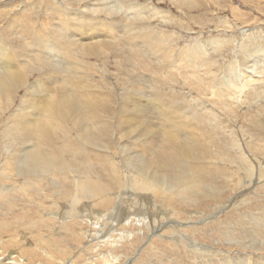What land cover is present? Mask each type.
I'll list each match as a JSON object with an SVG mask.
<instances>
[{
	"label": "rangeland",
	"instance_id": "374dc122",
	"mask_svg": "<svg viewBox=\"0 0 264 264\" xmlns=\"http://www.w3.org/2000/svg\"><path fill=\"white\" fill-rule=\"evenodd\" d=\"M10 1L12 4L10 3ZM33 1H36V2L33 3ZM41 1L40 0H0V10H3V12H4L3 13L2 11H0V16H1L0 17V19H1L0 20V42L1 43L0 44H2V45H0V49H1L0 50V57L4 58L3 60H6V61L10 62L11 64L13 63L12 65L14 67L9 69L10 72L8 71L9 72L8 75H10L13 78L17 77V75H18V78L13 79V80H15V82H12L13 84L11 82H9L11 80H8L7 88L5 89L6 91L4 93L3 92L0 93V100H1L0 101V137H1L0 147L6 146V147H4L5 150L3 149V147L0 148V151H1L0 154L3 153L0 155V158H1L0 159V192L2 193V194L0 193V259H1L0 261L3 262V264H5L4 261H9L10 264H245L247 262L246 260L249 259V257H251V256H252V258L254 256L264 257V250H261V248H260L261 246H264V242H263L264 239H260V237H257L253 233L254 230L251 226L253 224V215H254L253 213L258 215V213L264 212V209H261V207H264V163H263L264 162V153H263L264 150L262 151V149H264L263 148V146H264V130H262V131L258 130L254 124L256 121H258V122L260 121L261 123L264 124V113H263L264 112V78H263L264 75L262 74L264 72V70L261 71L264 67V63H263L264 62V17H263L264 16V0H186L184 2L180 1V3L178 2L179 0H126V1H121L122 4L124 3L122 9L124 7H126L125 9H123L124 11L120 10L121 9L120 5H122V4H121V2H119V0L118 1L116 0L117 2L115 1L117 3V5L112 0H85V1H79L78 0L79 2L76 0V2H74V3L68 2V4L62 3V2H64L63 0L62 1L61 0H54V1L53 0H43L42 2ZM58 1L61 2L63 5H68V6L71 5V6H69L70 8H68L66 11V9H63L62 7H60ZM92 1H93V5H91ZM94 1H95V3H94ZM47 2H49L51 4V6L49 3L47 5ZM54 2H55V4H54ZM85 2L86 3L88 2L90 5L86 4ZM118 2H119V4H118ZM13 4H14V7L18 6L20 9H18V7H17L14 10V7L12 6ZM24 4L27 6L25 7ZM52 4H54L55 7ZM101 4H102V6H105V7H101ZM107 4H110L111 8L109 7L110 5L108 6ZM126 4H128V5H126ZM34 5H35V7H34ZM78 5H80V6L77 7ZM88 5H89V7H88ZM118 6H120V7H118ZM12 7H13V9H10ZM30 7L32 8V11H31V9H29ZM46 7H48V9ZM117 7L120 8L119 9L120 12H118V10L115 9ZM38 8H39L41 13L39 12V10H37ZM55 8H57V9H55ZM80 8H81V10H80ZM93 8H95L96 10H93ZM106 8H108V9L106 10ZM127 8H128V13L129 14L133 13V14L127 15V13H126ZM129 8H133V9H129ZM134 8H136V9H134ZM255 8H256V10H255ZM24 9H26V10L24 11ZM34 9H36L37 11ZM82 9H83V11H82ZM84 9H87V10L84 11ZM112 9L117 13H115L114 11L111 12ZM13 10H14V12H13ZM68 10L70 13H68ZM254 10H255V12H254ZM10 11H11L12 15H11ZM49 11H50V13H49ZM58 11H59V13H58ZM72 11L74 13H72ZM94 11L96 14L94 13ZM107 11H109V14H110L109 19H107L105 17V12H107ZM54 12H57V14L52 15V13H54ZM240 12H241V14H240ZM5 13H7V14H5ZM28 13H29V15H28ZM32 13H33V15H32ZM78 13H81V14L87 13V15H86L87 17H88V14L93 16V17H91L89 15V18H87V20H86L87 22L89 21L91 23L97 22L98 20H99L98 21V23H99L101 20L104 19V18H102L104 15L106 20L104 19L103 20L104 22L102 21L100 23H105V21L109 22V20H113V23L117 24V26H116V28H114L115 30H113V33L111 35H108L111 38H113V40L108 36L107 37L106 36L101 37L102 43L103 42L107 43V44H105V47L102 45L103 48L100 45L94 46L91 43H86V41H88V39H87L88 35L81 36L80 38H78L75 35L70 36L69 34H67L68 37L67 36H65L66 38L63 37V40L61 39L62 42L60 41V43L64 44V45L69 46V42H70L69 40L70 39H71V41L73 39L76 42L86 43V44L78 45L76 52L73 54V58H74L73 62H74V64L76 63V65H78L76 67L74 65L73 66L74 69H73V67L68 68V67H66V65L62 66L59 58L56 55H54V53H51L53 51L51 49V47H46L45 45H44V47L41 45L39 46V44L36 43V41L41 36H43V38H44L45 35L49 36L51 38L50 40H52L54 38V36H53V24L55 22H57L59 19L64 21V22L69 21L70 20L69 17L75 18V19L76 18L80 19L81 14H78ZM3 14H4V16H6L5 18H4V16H2ZM34 14H36V15H34ZM60 14H61V16H60ZM115 14H117V15L115 16ZM232 14L235 16H233ZM236 14H238V15H236ZM123 15H125V16H123ZM29 16H32V18L30 17L31 18L30 19ZM33 16H36V17H33ZM38 16H40V17L38 18ZM55 16H58L60 18L57 17V19H58L57 20ZM23 17H25V18H23ZM95 17H97V18H95ZM120 17H122V18H120ZM111 18H113V19H111ZM33 19H35V20H33ZM39 19H41V20H39ZM12 20H13L14 24L12 23ZM9 21H10V23H9ZM42 21L45 23L42 24ZM46 22H47V24H46ZM48 22H49L50 26L48 25ZM29 23H31V24H29ZM35 23H36V25H35ZM245 23H247V24L245 25ZM33 24L35 25V27ZM39 24H42V25H39ZM43 25L45 26L46 29L44 28ZM13 26H15L18 30ZM21 26H23V27H21ZM32 26H33V28H36V26H37V28L35 29L36 33L34 32L35 30L33 28H31ZM47 26L52 27V28H49ZM146 26H147V28H145ZM130 27H132V29ZM134 27H135V29H134ZM137 27H140L139 30L141 29L142 32L139 30L137 31V29H138ZM141 27H143V29ZM236 27H237V29H236ZM3 28H4V30H3ZM28 28L29 29L31 28V29L28 30ZM40 28H41L42 32H41ZM23 29L25 30V32ZM38 29L40 32L37 31ZM144 29H145V31H144ZM43 30H44V32H43ZM22 31H23V35L27 34L29 37L27 35L22 36V33H20ZM51 31H52V33H51ZM125 31H127V33ZM148 31L150 33L152 32L153 34L152 33L151 34L145 33L146 35L143 34L144 32H148ZM15 32H16V34H15ZM30 32H31V34H30ZM128 32H130V34ZM157 32L161 33V34H157ZM43 33H45V34H43ZM123 33H125V34H123ZM139 33H141V34H139ZM20 34H21V36H20ZM32 34H33V37H35V36H37V37L33 38ZM133 34H136V36ZM137 34H139V35H137ZM9 35H11L12 37ZM18 35H19V37H18ZM142 35H144V37ZM156 35H157V37H156ZM153 36L156 40H157V38L159 39L157 46L155 45L157 48L152 43L151 39H153ZM49 37H47L48 39L47 38H44V39L48 41ZM124 37H126L127 40H126V38L124 40ZM164 37H165L166 41L164 40ZM6 38H8V39H6ZM23 38H25V39H23ZM30 38L32 40H29ZM109 38H110V41L112 40L111 42L109 41ZM128 38H129V40H132L134 42V44L132 41H129ZM137 38H138V41L140 40L139 41L140 43L138 41H135V40H137ZM106 39H107V41H106ZM116 39H117V43L119 45L116 43ZM16 40H17V42H16ZM47 41H45V42H47ZM65 41H66V43H65ZM123 41L125 43H123ZM141 41H145V42L141 43ZM148 41L151 43H149ZM214 41H216L217 43L213 44ZM108 42H110V44H108ZM112 42L114 43V45ZM19 43L23 46L21 47V45ZM32 43L34 45H31ZM111 43H112V45H111ZM145 43H148L149 45H147ZM27 44H28V46H27ZM88 44H90V45H88ZM123 44H125V46H123ZM151 44H152V46H150ZM48 45H50V43H48ZM82 45L83 46L85 45L84 51H83L84 48L82 49V47H83ZM109 45H111V46L109 47ZM130 45L135 46L136 48H138V50L140 49V51L137 50L138 52L134 53L133 56H131L132 58L131 57L128 58V57L124 56L125 50H127L130 47ZM215 45H216L217 49H215ZM144 46L145 47L148 46V48L149 47L150 48L148 50H146L147 48L145 49ZM167 46L169 48H167ZM4 47H5V49H4ZM29 47H31V49L33 48L34 50L36 48L42 49L43 51H45L44 53L46 55H49V53H50L49 58L51 60L50 59L48 60V64L51 63L52 65H56V69L52 68V67L49 68L50 66L48 64L43 65V64L39 63V61L37 59H34V57L32 58V56L36 52V50L34 51L32 49L33 50L32 51L31 49H29ZM95 47H97V49ZM141 47H142V50H141ZM79 48H81V50ZM99 48L100 49L102 48V49L100 50ZM195 48H196V54L195 55L198 54L197 56H200V58L193 61L192 68L194 67L196 73L198 74V78L190 77V76L188 77V75L192 71V68H189V66L191 67V65H189V66L187 65L188 63H190V61L187 60V56H188V54L190 56L191 50L193 51V50H195ZM198 48L200 50H198ZM46 49H48V50H46ZM103 49H104V51H103ZM120 49H122V50H120ZM155 49L156 50L158 49L157 50L158 53H155V51H156ZM168 49H169V51H168ZM10 50H12V51L15 50V51L12 52ZM24 50L27 51L28 54H23L22 52ZM89 50H90V54L88 52ZM108 50H109V52H108ZM114 50H116V51H114ZM149 50L151 52L153 50L154 51L152 53H150ZM166 50H167V52H165ZM99 51H101V52L99 53ZM146 51H148L149 53H147ZM53 52H55V51H53ZM105 52H107V53H105ZM181 52H183L184 54ZM15 53H16V55H15ZM98 53L100 55L101 54L102 55L100 56V55H98ZM165 53L169 59L165 56ZM11 54H12V56H11ZM17 54H18V56H17ZM76 54H77V56H76ZM79 54H81V55H79ZM137 54H139V55H137ZM148 54L151 55V57L153 59L151 57L149 58ZM160 54H161V56H160ZM162 54L166 58H164V56ZM26 55L29 57H26ZM118 55H120V56H118ZM152 55H154L156 57H154ZM176 55H179V56L177 57ZM106 56H107V58H106ZM139 56H140V58H138ZM147 56H148V58H147ZM240 56H241V58H240ZM76 57L77 58L79 57L78 61L76 60L77 59ZM141 57H142V59H141ZM180 57H183V60L182 59L181 60L183 61L184 64L181 62V60H179ZM2 58H0L1 59L0 62L2 61ZM9 58H10V60H9ZM134 58L135 59L138 58V59L135 60ZM143 58L144 59L147 58V59L144 60ZM176 58H178V60L173 62V60ZM105 59H106V62H105ZM107 59H109V60H107ZM122 59H124V60H122ZM133 59L135 61H138L140 59L141 60H140V63L139 62L136 63ZM163 59H165V60H163ZM18 60L20 61V63H18ZM23 60L24 61L26 60L25 61L26 62L25 65L27 64L26 66L24 65ZM57 60H58V62H57ZM79 60H81V61H79ZM101 60L104 62H102ZM116 60L118 61L117 66H116V64H117ZM128 60H130L131 62H129ZM28 61H29V63H28ZM30 61L33 62L35 64V66H32L34 64H31ZM86 61L89 63H87ZM124 61H126V62H124ZM152 61L153 62L158 61L159 63H153ZM163 61H165V62H163ZM166 61H167V63H166ZM257 61H261V62L259 63ZM171 62L175 66L171 65ZM15 63H17L16 65L18 67L15 65ZM58 63H60V64H58ZM84 63H86V64H84ZM104 63H106V64H104ZM147 63L148 64L150 63V64L148 65ZM256 63L259 64V66ZM21 64H23V65H21ZM36 64H38V65L40 64L38 66V68H40L39 70H38ZM79 64L80 65L82 64L81 67H79L80 66ZM138 64H140V65H138ZM165 64H167V66ZM181 64H182V66H181ZM87 65H89V66H87ZM163 65H165L164 68H163ZM251 65L253 67H251ZM83 66L84 67L87 66L85 68L86 70L83 68ZM157 66H160V67L158 68ZM178 66H180L182 68H179ZM21 67H23V68H21ZM43 67H44V69H41ZM91 67H93V68H91ZM131 67L133 70L135 69L133 72L130 70ZM142 67L146 72L142 69ZM175 67H176V69H175ZM186 67H187V70L189 69L188 71L185 70ZM82 68H83V70H82ZM94 68L97 69V73H96V69H94ZM160 68H161V71H160ZM166 68H167V70H166ZM29 69H31L33 72ZM35 69H37V70H35ZM50 69H52V70H50ZM64 69H69V70L73 69L75 71L77 69L78 71L75 72V71L71 70L74 73V75H73V73L71 71H69V70L67 71ZM124 69H127V70H124ZM162 69H164V70L162 71ZM0 70H2V69L0 68ZM60 70H62V71H60ZM136 70L138 71V76H137ZM152 70H154L155 73ZM179 70H181V71H179ZM257 70L259 71V73L257 72ZM11 71H14V72H11ZM15 71L17 72L16 75H14ZM23 71H26L25 74L27 73V75H25L24 73L22 74ZM51 71L58 72V73L55 74L54 77L49 78L50 76H53V75H51V73H52ZM126 71L127 72L129 71V73L127 74ZM140 71H142V73ZM150 71H152V72L148 74V72H150ZM172 71H173V73L171 75ZM70 72L72 73L71 75H70ZM77 72H78V74H75ZM92 72H94L95 74H93ZM167 72L169 74V75H167V77H170V79H167V83L165 84V82H166L165 81V78H166L165 74ZM180 72L182 75L180 74ZM260 72H262V73H260ZM85 73H86V75H85ZM89 73H91V74H89ZM145 73H146L147 77L145 76ZM248 73L252 74L251 77L253 78L254 81H250L251 83L249 82L248 85L244 81L246 83L244 85V82L242 83L243 79L246 80V78H250L249 77L250 75ZM30 74H32V75H30ZM62 74L64 75V77L65 76L68 77L70 79V81L68 83L70 85H72V83H73L77 89H74L75 87L73 85L70 86L66 82V77L64 78ZM151 74H152V76H150ZM159 74L162 77H159L160 76ZM178 74H180V76H178ZM260 74H262V76ZM38 75L41 79L39 77H37ZM68 75H70L71 78ZM87 75L90 76V77H88L89 79H91V78L92 79L87 80L88 79ZM164 75H165V77L163 78ZM247 75H249V76H247ZM256 75H258V76H256ZM21 76L23 77V79H25L24 81H23V79L21 80ZM103 76H105V77H103ZM182 76H184V77H182ZM55 77H56V79H55ZM60 78L62 79V81L64 80L66 82L68 87H66V85L64 86V82H62ZM68 78H67V81L69 80ZM171 78H172V80H171ZM191 78L193 81L191 80ZM73 79H76V80H73ZM149 79H151L150 82H149ZM257 79L260 81H258ZM48 80H52L54 82L56 80L59 81V82H57L56 87H54L55 90L52 92V95L50 93L51 92L50 90L48 91L49 92V94H48V92H46V91L43 92L41 90V88H39L40 86L37 85L39 81L48 82ZM152 80H154L153 82H155V81H158V82H155L153 85V83L151 82ZM186 80L187 81L189 80L190 82L188 81V83H187ZM221 80H223L224 82ZM262 80H263V82H262ZM16 81L19 82V84ZM74 81H75V83H74ZM85 81L87 82L89 87L87 86ZM121 81H123V82L121 83ZM201 81H203L204 83ZM235 81H236V84L234 83ZM237 81H240V82H237ZM80 82L83 83V87H82V84ZM92 82H93V84L94 83H96V84L93 85ZM142 82H144V83H142ZM196 82H198V85L196 84ZM131 83H134V84H131ZM168 83L170 85H168ZM218 83H219V85H218ZM84 84L86 85V87H84L85 86ZM150 84L153 87H151ZM200 84L202 86L205 84H206L205 86H208L206 89L207 92L204 90L203 91L199 90V89L196 92L197 89L195 87L196 86L198 87ZM207 84H210V85L213 84L214 87H212V89H211V88H209L211 86L207 85ZM241 84L243 85V87ZM16 85H18V88ZM27 85L30 87H27ZM32 85H35V86H32ZM92 85L94 88L91 87ZM110 85H112V86H110ZM117 85H119V86H117ZM163 85H165V86H163ZM189 85H191V86H189ZM215 85H218V86H215ZM221 85H222V89H224L223 91L221 89ZM226 85H227V87H226ZM58 86L60 87V89ZM80 86H81V88H80ZM129 86H131V87H129ZM174 86H177V87H174ZM231 86H232V88H231ZM244 86H247V87H244ZM8 87L10 90L8 89ZM72 87H73V89H72ZM95 87H97V88H95ZM123 87H125V88H123ZM166 87H167V89H166ZM254 87L259 88L258 90L261 93H257L258 90L254 89ZM261 87H263V88H261ZM50 88H53V87L50 86ZM82 88H83V90H82ZM88 88L90 90L92 88L91 93H90V90ZM118 88H119V90H117ZM226 88H228V89H226ZM251 88L253 89V92H255L253 94H256V96L253 95V97H252L251 94H248V90L252 91ZM58 89H59V91H58ZM66 89L69 90L67 93H68V96H71V97L72 96L75 97V95H80V94H87V92H88L89 95L93 93L91 97H94L93 99L95 101L97 98V100L102 104L103 102H105V98H106V102H108V103H106L107 105L104 103H103L104 105H101L98 101L95 102L91 97H88V96H87V98H89V99L85 98L83 101V104H85L87 101L92 103V107L93 108L95 107L97 113H100V114H98V117L100 119L99 118H95V119L98 121V123L101 124V129L106 128L105 130H103L102 133L100 132L99 129H96V132H94L95 131V129H94L93 133L97 134V137L94 138L95 140L93 141V144H92L94 147H90V146H92L90 143H87V142L79 139V132H80L79 127H78V125L74 124V120L72 119L75 116L81 115V114L82 115L85 114L86 116H88L89 112H87V108H86V110H84V108L82 109V107H81V109L84 111H82L80 109V111H78V112H74L73 114L71 113L69 115L68 119H67V116H65L64 117L65 119H63L62 115H60V109H62V108L60 107L61 104L60 103H59L60 105L58 104V101L61 102V95L63 94V91L66 93V91H67ZM79 89H80V91L78 92ZM152 89H154V91H156L157 93L153 92ZM219 89H221L220 92H219ZM61 90H63V91H61ZM115 90H117V91H115ZM209 90L210 91L211 90H213V91L217 90L218 92L217 91H215V92L211 91V93L216 94V92H217V94L214 95V97L216 96L218 98L210 97V95H209L210 91ZM84 91H86V93ZM124 91L127 93H125ZM224 91H227V92L224 93ZM129 92H131V94ZM132 92L138 93V94H134V95L142 94L143 95L142 98L143 99L146 98V100H150L156 94H157V96L159 95L158 97H161V95L163 94L162 100L164 99L163 103L165 102V107L163 109H164V111L168 112V117H171V119L176 117L174 120L173 119L172 120L175 123H176L175 120H177L178 125L182 124L181 121L180 122L178 121L181 118L184 119V121H186V119H185L186 117L189 119L191 116L192 117L195 116L196 118H198V116H199V119H201V118L205 119V121H202V123H201L200 121H197L198 119L193 118V120H190L191 123L190 122L187 123L188 125L190 124V126L192 125L191 128L195 126L196 128L194 127L192 129L194 132L196 130V132L190 136L191 138L187 139V141L189 143L190 150H185V151L190 152V153L187 157L181 159L180 162L185 166H189L192 162H194L196 160H200V164L204 165L205 167H208L211 170L219 169L221 171L219 173V175L216 177V179H217L216 185L218 188V192L216 193L214 198L209 197L207 199H204V198L200 197L199 200L197 198V201L195 200L192 202H190L191 200H184V201L172 200V201H169L168 198L170 197L171 193H170V191H166V189H164V188H161L164 192V193H162L163 195L160 193L154 195L153 192H151L152 189L148 190L147 193L146 192H140L137 190L133 191V193L137 192L141 195L145 194V196H148L147 198L142 197L143 199L142 198L138 199L137 196L132 195L130 193L131 190H128V192H127L126 186H127L128 179L131 178L133 175L138 177V174H137L136 170L132 167L130 161L134 157L137 158V157L141 156V154H146L148 151L146 152L145 149L146 148L149 149L150 145H151V144H149L147 147L146 146L144 147L142 145V143L144 141H146V139H147V141L152 140L153 137H155V134L158 133L159 131L163 132V133H167L169 130L171 131V129H172L173 132L169 131V133L173 134V133L177 132V130H178L177 128H176L177 130L174 129L177 124H173L175 127L174 126L170 127L169 124L167 123V121H164L165 122L164 123L163 121L157 120L158 123H156L155 118H154L155 114L153 113L154 109H152V108L149 111L141 113L142 115L141 114L138 115V118L140 119V121H139V119L136 118V116L133 114L132 108L128 106V100L131 98V96H133ZM149 92H151V93H149ZM204 92H206L208 94H206ZM228 92H234V93H236V95L239 93L244 94L245 92H247L248 95H245L246 97L244 99L243 98H241V99L233 98L232 99V97L227 99L228 96H226V98H224V96H221V97L218 96L220 94L224 95ZM56 93H58L59 96ZM106 93L108 96L106 95ZM109 93H111V94H109ZM164 93H167V94H164ZM168 93H170L171 95ZM6 94H8V95H6ZM33 95L36 97H34ZM113 95L115 98L117 97L116 101H115V99H113L114 98V97H112ZM166 95H167V97H166ZM206 95L207 96L209 95L208 96L209 98H207ZM47 96H49L52 99L54 96L55 101H54V99L53 100L49 99V97L47 98ZM128 96H130V97H128ZM146 96H148L149 98ZM169 96L174 98V99L172 98V100L175 103L173 101L169 100V98H170ZM202 96L205 98H203ZM57 98H58V101H56ZM118 98H120V99H118ZM201 98H203V99H201ZM222 98L225 99V100H223V102H225L227 100L226 102L228 104L226 102H225V104H226V107L228 109L225 107V104L223 102L219 101V100H222ZM5 99H7V100L10 99V100H9V102L6 100L8 102L7 103L5 101ZM207 99H209V101ZM215 99H217L216 100L217 104H215L216 103ZM30 100H33V101H30ZM48 100H49V103L47 104L48 109L50 110L51 104H52V107H51V113L48 112L46 114V112L49 110H47L45 112L44 110L46 109V107L44 108L43 105H45L48 102ZM50 100H51V103H50ZM85 100H87V101L85 102ZM118 100H120V101H118ZM194 100H195V104H197L196 106L194 105ZM124 101L125 102L127 101V103H125ZM210 101H212V102H210ZM3 102L6 104H3ZM42 102H43V104H42ZM80 102H79V107H80ZM110 102L113 105H110ZM167 102H169V104H166ZM207 102H209V103H207ZM29 103H32V104L29 105ZM53 103H56V105ZM96 103L100 104L101 106H99V105L97 106ZM122 103H124V104H122ZM220 103H222V104L220 105ZM26 104H28V105H26ZM34 104H35V106H37V104H38V106L42 108L41 111L43 112V114L41 115L42 116L41 119L43 121H45L46 123H49V120L50 121L52 120L51 124H53V123L55 125L59 124L61 126V129L65 128V130H66V136H65L63 134V132L61 133L59 131V129L57 128L58 130H56L54 133L55 138H56L54 144L47 143L48 145L46 144L44 146L45 150L48 151L47 152L48 154H53L56 156L60 155L61 149H67L68 150V153H67V151H65L68 154V156H64L63 157L64 159L62 160L63 161L62 163H64V165H66V163L69 164V165H66V166H68V168H67V171H65L66 177L64 178V180L59 181V180L53 179V181H52L53 175L57 174L56 173L57 171H55V170L51 171V173H48V172L44 173V172L40 171L39 175H37L38 173H36L35 175L33 174L34 176L37 175L36 177H34V176L31 177V175H29L30 177L29 176H22L20 174H23V172H19L20 174L17 172V169H16L17 158L16 157L19 155L21 149L24 146L23 145L24 143H20V141H19L20 139L18 137H16L14 139V141L12 140L11 142H9V140H7L5 138L4 133H5V129L10 125V123H12V120H14L16 114L19 111H21V110L27 111L28 110L27 113L28 112L31 113V110H33V108H34ZM83 104H82V106H84ZM117 104H118V106H117ZM171 104L172 105L174 104L175 106H173V108H172ZM233 104H234V107L233 106L230 107V105H233ZM20 105H21V107H20ZM123 105H125V108ZM166 105H167V107H166ZM218 105H219V107H218ZM28 106L29 107L31 106V107L29 108ZM96 106L98 107L99 110H101V112L99 110H97ZM107 106L109 108H111L112 111ZM114 106H116V108ZM163 106H164V104H163ZM24 107H25V109H24ZM99 107L100 108L105 107V108L100 109ZM20 108H22V109H20ZM117 108H118V112H117ZM168 108H171L172 110L170 109V111H169ZM56 109H57L58 113L56 112ZM124 109H126V111ZM173 109L175 110V112ZM237 109H239V110L237 111ZM81 111H82V113H81ZM176 111H178L179 113ZM208 111H211V112H208ZM234 111H235V113H234ZM250 111L253 113H251ZM54 112H56L57 114L55 115ZM245 112L247 115H244ZM112 113L114 114V116H112V118H111L110 114H112ZM172 113H173V115H172ZM175 113H178V114H175ZM182 113L183 114L185 113V114L183 115ZM48 114H49V117H48ZM51 114H53L52 115L53 117H50ZM119 114H120V116H118ZM131 114H132V116H131ZM121 115H122V117H121ZM133 115L135 117H133ZM178 115L180 116V119H179ZM181 115H183V116L181 117ZM203 115H205V116H203ZM242 115H244V116H242ZM233 116H235V117H233ZM130 117H132V119H130ZM177 117H178V119H177ZM243 117H245V119ZM249 117L251 118V120ZM85 118H88V117H85ZM213 119H214V121H213ZM254 119H256V121ZM72 120H73V122L71 123ZM99 120H101L102 122H99ZM145 120L148 122H146ZM149 120H151V122ZM54 121H56V122H54ZM92 121L94 122V124H97V121H95V120H92ZM235 121H236V123H233ZM243 121H245V122H243ZM117 122L120 125L117 124ZM160 122L163 123L164 127H163V125H160ZM192 122L194 125L192 124ZM115 123H116V125H113ZM121 123H123V124H121ZM225 123H226V125H225ZM73 124H74V126H73ZM165 124L167 127L165 126ZM200 124H202V125H200ZM70 125H72V126L70 127ZM124 125H125V127L123 128ZM139 125H141V126H139ZM107 126H108V128H107ZM197 126H198V128H197ZM256 126L259 127L260 124H256ZM117 127H119V128H117ZM132 127H133V129L134 128L135 129L134 130L131 129ZM157 127H159V128H157ZM169 127H170V129L167 130ZM260 127H262L264 129L263 126H260ZM109 128H112V129H109ZM247 128H249V129H247ZM115 129H117L118 131L116 130L117 132L115 131V133H114L113 131ZM183 129H184L183 130L184 133L185 132L188 133L187 130H189V128H183ZM240 129H242V130H240ZM127 130H128V134H127ZM130 130H133L134 132L131 131V133H130ZM197 131L200 132L201 134L198 133ZM241 131L243 133H241ZM205 132H207V133H205ZM118 134L121 136V138ZM130 134H131V136H130ZM240 134H241V136H240ZM99 135H100V137H102V136L103 137L100 138ZM107 135H109V136H107ZM111 135H112V137H111ZM194 135H195V139L192 138V136H194ZM250 135H252V136H250ZM255 136H256V138H255ZM232 139H233V141L236 140V142L237 141L239 142V148L237 147L238 142L236 143V146H235V144H232ZM98 140H99V142H97ZM139 140L141 143L139 142ZM192 140H194L195 142L197 140L200 143V145L192 144L191 143ZM6 142H8L10 144H8ZM13 142H15V143H13ZM41 142L45 143V141L42 139L35 140V144H37V145L42 144ZM79 142H81L80 143L81 145L79 144ZM103 142H104V144H102ZM118 142L119 143L122 142V143L119 144ZM129 142H131V144ZM204 142H205V144H204ZM12 143L14 144V147L11 145ZM76 143L78 144V146ZM106 143L107 144L109 143L108 144L109 146L107 148H106V146H107ZM132 143L136 145V148H135V145L133 146ZM15 144L17 147H15ZM28 144H30V143H28ZM224 144H226V145H224ZM86 145H88V146H86ZM81 146L83 148H81ZM97 146H98V148H97ZM12 147H13V149H12ZM57 147L58 148L60 147L61 149L60 148L57 149ZM76 147H78V151L76 150ZM70 148L72 150L77 151V154L75 155V157L72 156ZM113 148L116 150L118 149L120 151H116ZM123 148H124V150H123ZM140 148H141V150H140ZM241 148H242V150H240ZM244 148L247 149V152H249V151L250 152L246 153V151H245V153H246L245 154L243 151ZM11 149H12V152H11ZM128 149H130V150H128ZM198 150L202 151L201 156H200ZM139 151H141V153ZM58 152H59V154H58ZM9 153H12V155ZM17 153H18V155H17ZM103 153H105V154H103ZM110 154H111V156H110ZM241 154H243V155H241ZM244 154L246 155V157L244 156ZM14 155H15V157H14ZM98 155H101L102 158H104V160L107 161L108 166L106 164L105 165L106 168H104L103 165L99 164L98 161H101V160H98L95 157ZM247 155H248V157H247ZM70 156H72V158ZM10 157H12V158H10ZM154 157H155V155L153 154L151 159ZM251 157L252 158L258 157V160L257 161L251 160L253 163H249L247 161V159L251 158ZM244 158H245V160H243ZM72 159L74 160V162L72 161ZM110 159H113V160H110ZM126 159H128V160H126ZM4 160H6V161H4ZM8 160H10V161H8ZM76 166H79V167H76ZM246 167H249L250 169L246 168ZM247 169H248V171H247ZM27 170H28V168H27ZM87 170H89V174L91 173V175L89 176L91 178V180L100 184L99 186L103 188V193L101 195H95V198L93 200L89 199L87 202L94 201V202L89 203V204H91L89 206H87L84 203L85 200H82L83 204L81 202V204L76 206L77 207L76 211L69 214L68 205H69L72 197L67 195L66 199H64L63 197H59V195H60V193H62V194L66 193L67 194L66 191H68L70 193L72 189L74 190V193H75L78 189V184H75L76 180H78L80 178H84V176H85L84 172ZM251 170H252V172H251ZM117 172H118V174H117ZM14 173H16V174H14ZM86 173H88V172H86ZM124 173L129 174L130 176L126 175ZM17 174H19V175H17ZM117 175H118V177H117ZM69 176H71V177H69ZM223 176H225V177H223ZM27 177H29V178H27ZM227 177H229V179ZM230 177H231V179H230ZM113 178H115L117 180L120 179V180H118L120 184H116L114 182ZM71 183H73V184H71ZM101 183H102V185H101ZM25 184H27V185H25ZM56 184L57 185L59 184V185L57 186ZM122 184H123V186H122ZM123 187H125L124 190H123ZM1 189H2V191H1ZM105 190H106V192H105ZM162 190H160V191H162ZM121 191H122V193H121ZM160 195H162L164 197H162ZM148 198L150 199V202L147 201V200H149ZM163 198H164V200H163ZM192 199H194V198H192ZM104 200L107 201L106 205L104 203H101ZM139 200H140V202H139ZM227 202L228 203L230 202L231 204L230 203L228 204ZM234 202H236V203H234ZM116 203L117 204L119 203V205L117 206ZM146 203H148V204H146ZM233 203H234V205H233ZM221 205L224 206V208ZM120 206H121V209H120ZM93 207L95 210L92 209ZM138 207H140V208H138ZM116 208H118V210L115 213ZM137 209H139V210H137ZM159 209H160V211H158ZM167 209H168V211H167ZM220 209H222V211ZM66 210H68V211H66ZM127 210H129L130 213ZM56 211L63 213V214L60 213V214H62L61 218H58L59 215L58 216L56 215L58 213ZM164 211L167 215L164 214ZM53 212H55V213H53ZM112 212H113V214H111ZM127 212L129 214H127ZM121 213H123V215L119 218ZM250 213H251V215H250ZM164 215H166V217ZM208 215H210V216H208ZM68 216H69V218H68ZM152 216H155V217H152ZM156 216H158V217H156ZM128 217H129V220L127 222H125V219H128ZM114 220H119L120 222L118 224H115ZM157 221L159 224H157ZM250 221H252V222H250ZM261 221L264 225V218H262ZM161 223L164 225H167V226L162 227ZM149 224H150V226H149ZM174 226H175V228H174ZM159 228H161V229H159ZM159 230H160V232H159ZM117 231H119L120 233ZM253 239H254V241H253ZM189 241L191 242L190 245H189ZM261 242H263V245ZM192 247H195L197 249H201V248L206 249L207 248L206 250H210V251L208 253L203 252V251H202L203 252L202 253V252H198L196 250L193 252ZM211 247L213 249H210ZM190 248H192V249H190ZM221 248H223V249H221ZM259 248H260V250H259ZM211 250H213L212 252H214V253H212ZM221 258H222V260H220ZM241 258H243L244 260H242ZM234 259L237 261H235ZM228 261H230L231 263Z\"/></svg>",
	"mask_w": 264,
	"mask_h": 264
},
{
	"label": "bare ground",
	"instance_id": "6f19581e",
	"mask_svg": "<svg viewBox=\"0 0 264 264\" xmlns=\"http://www.w3.org/2000/svg\"><path fill=\"white\" fill-rule=\"evenodd\" d=\"M41 1V0H40ZM43 1V0H42ZM41 1V2H42ZM54 1V0H53ZM62 1V0H61ZM64 2H62V3H67L68 4V2H72V3H74V2H76V0H63ZM78 1V0H77ZM79 1H85V0H79ZM78 1V2H79ZM113 2H115L116 0H112ZM118 1V0H117ZM116 1V2H117ZM121 1H126V0H119V2H121ZM180 1H182V2H184V1H186V0H179L178 2L180 3ZM15 2V1H14ZM13 2V3H14ZM36 1H33V3H35ZM38 2V1H37ZM40 2V3H41ZM59 2V1H58ZM107 2V1H106ZM105 2V3H106ZM110 2V1H109ZM115 2V3H116ZM119 2H118V4H119ZM3 3V2H2ZM10 3H11V1H10ZM19 3V2H18ZM39 3V2H38ZM44 3V2H43ZM48 3L49 2H47V5H48ZM61 2H59V5H60V7H62L63 9H66V11H67V9L68 8H70L69 6H71V5H63ZM86 3V2H85ZM94 3H95V1H94ZM104 3V4H105ZM130 3V2H129ZM128 3V4H129ZM250 3V2H249ZM12 4V3H11ZM16 4V3H15ZM31 4V3H30ZM50 4V3H49ZM54 4H55V2H54ZM54 4H52L54 7H55V5ZM57 4V3H56ZM86 4H89L88 2L86 3ZM103 4V5H104ZM112 4V3H111ZM121 4H122V2H121ZM124 4V3H123ZM123 4L122 5H120L121 6V9L120 8H118V7H120V6H118L117 8H115L116 10H118V12H120L119 11V9L120 10H123V9H125L126 7H124L123 9H122V7H123ZM128 4H126V5H128ZM254 4V3H253ZM19 5V4H18ZM25 5V4H24ZM41 5V4H40ZM90 5V4H89ZM89 5H88V7H89ZM91 5H93V1H92V4ZM108 6L110 5V4H107ZM115 5V4H114ZM116 5H117V3H116ZM208 5V4H207ZM250 5V4H249ZM13 7H14V4L12 5ZM21 6V5H20ZM27 5H25V7H26ZM30 6V5H29ZM45 6V5H44ZM50 6H51V4H50ZM80 5H78L77 7H79ZM201 6V5H200ZM13 7L12 8H10V9H13ZM18 7V6H17ZM17 7H14V10L17 8ZM34 7H35V5H34ZM40 7V6H39ZM49 7V6H48ZM48 7H46L47 9H48ZM101 7H105V6H102V4H101ZM110 8H111V5L109 6ZM45 8V9H46ZM61 8V9H62ZM99 8V7H98ZM145 8V7H144ZM258 8V7H257ZM9 9V10H10ZM18 9H20L19 7H18ZM29 9H31V11H32V8L30 7ZM28 9V10H29ZM42 9V8H41ZM52 9V8H51ZM55 9H57V8H55ZM78 9V8H77ZM104 9V8H103ZM108 8H106V10H107ZM114 9V8H113ZM112 9V11L111 12H113L114 10ZM129 9H133V8H129ZM134 9H136V8H134ZM259 9V8H258ZM261 9V8H260ZM14 10H13V12H14ZM26 9H24V11H25ZM27 10V11H28ZM34 10H36V9H34ZM37 10H39V8L37 9ZM36 10V11H37ZM60 10V9H59ZM72 10V9H71ZM70 10V11H71ZM80 10H81V8H80ZM87 9H84V11H86ZM93 10H96L95 8H93ZM105 10V9H104ZM255 10H256V8H255ZM255 10H254V12H255ZM0 11H2L3 12V10H0ZM23 11V10H22ZM26 11V12H27ZM54 11V10H53ZM57 11V10H56ZM64 11V10H63ZM82 11H83V9H82ZM98 11V10H97ZM124 11V10H123ZM126 11V10H125ZM130 11V10H129ZM258 11V10H257ZM8 12V11H7ZM39 12H40V10H39ZM101 12V11H100ZM110 12V13H111ZM115 12V11H114ZM137 12V11H136ZM135 12V13H136ZM145 12V11H144ZM4 13V12H3ZM10 13H11V11H10ZM23 13V12H22ZM31 13V12H30ZM41 13V12H40ZM49 13H50V11H49ZM58 13H59V11H58ZM65 13V12H64ZM68 13H70L69 12V10H68ZM72 13H74L73 11H72ZM71 13V14H72ZM84 13V12H83ZM94 13H95V11H94ZM99 13V12H98ZM115 13H117V12H115ZM126 13H127V15L129 14L128 13V8H127V11H126ZM146 13V12H145ZM237 13V12H236ZM5 14H7V13H5ZM9 14V13H8ZM15 14V13H14ZM17 14V13H16ZM37 14V13H36ZM36 14H34V15H36ZM53 14H57V12H54V13H52V15ZM67 14V13H66ZM77 14V13H76ZM78 14H81V13H78ZM96 14V13H95ZM94 14V15H95ZM100 14V13H99ZM119 14V13H118ZM123 14V13H122ZM121 14V15H122ZM131 14H133V13H131ZM131 14H129V15H131ZM234 14V13H233ZM232 14V15H233ZM240 14H241V12H240ZM239 14V15H240ZM243 14V13H242ZM11 15H12V13H11ZM28 15H29V13H28ZM32 15H33V13H32ZM51 15V16H52ZM87 15V13H85V14H81L80 15V19H78V18H71V17H69L70 18V20L69 21H62V20H58L57 19V17L58 16H55L56 17V19L58 20L57 22H55L54 24H53V36H54V38L52 39V40H50L51 38L49 37V36H47V35H45L44 36V38H47V37H49V40L47 41V40H45L44 38H43V36H41L37 41H36V43H38L39 44V46L41 45V46H43L44 47V45L46 46V47H51V49L53 50V51H55V52H53L52 50V52L51 53H54V55H56L58 58H59V60L61 61V65L62 66H64V65H66V67H68V68H72L74 65H75V67L76 66H78V65H76V63L74 64V58H73V54L76 52V50H77V48H78V45H80V44H86V43H91L92 45H100V46H104L105 47V44H107V43H102V41H101V37H103V36H108V35H111L112 33H113V30H115L114 28H116V26H117V24H115V23H113V20H109V22H106L105 21V23H100V22H102L104 19H105V17L107 18V19H109V16H110V14H109V11H107V12H105V17H104V15H103V17L102 18H104L103 20H101L99 23H98V21L97 22H93V23H91V22H87L86 20H87V18H89V15L90 14H88V17L86 16ZM117 14H115V16H116ZM120 15V16H121ZM140 15V14H139ZM236 15H238V14H236ZM2 16H4V14L2 15ZM16 16V15H15ZM60 16H61V14H60ZM91 16V15H90ZM97 16V15H96ZM112 16V15H111ZM123 16H125V15H123ZM150 16V15H149ZM233 16H235V15H233ZM1 17V16H0ZM6 16H4V18H5ZM8 17V16H7ZM32 18V16H29V18ZM33 17H36V16H33ZM40 16H38V18H39ZM78 17V16H77ZM91 17H93V16H91ZM138 17V16H137ZM162 17V16H161ZM264 17V16H263ZM18 18V17H17ZM23 18H25V17H23ZM30 18V19H31ZM52 18V17H51ZM58 18H60V17H58ZM68 18V19H69ZM95 18H97V17H95ZM100 18V17H99ZM115 18V17H114ZM120 18H122V17H120ZM227 18V17H226ZM239 18V17H238ZM16 19V18H15ZM50 19V18H49ZM62 19V18H61ZM111 19H113V18H111ZM147 19V18H146ZM241 19V18H240ZM1 20V19H0ZM10 20V19H9ZM27 20V19H26ZM29 20V19H28ZM33 20H35V19H33ZM39 20H41V19H39ZM46 20V19H45ZM53 20V19H52ZM65 20V19H64ZM94 20V19H93ZM106 20V19H105ZM115 20V19H114ZM5 21V20H4ZM3 21V22H4ZM168 21V20H167ZM235 21V20H234ZM7 22V21H6ZM34 22V21H33ZM36 22V21H35ZM40 22V21H39ZM104 22V21H103ZM112 22V23H111ZM157 22V21H156ZM196 22V21H195ZM8 23V22H7ZM9 23H10V21H9ZM12 23H13V20H12ZM18 23V22H17ZM43 23H45V22H43L42 21V24ZM118 23V22H117ZM199 23V22H198ZM258 23V22H257ZM14 24V23H13ZM16 24V23H15ZM29 24H31V23H29ZM28 24V25H29ZM42 24H39V25H42ZM46 24H47V22H46ZM216 24V23H215ZM247 23H245V25H246ZM34 25V24H33ZM35 25H36V23H35ZM35 25H34V27H35ZM48 25H49V22H48ZM121 25V24H120ZM11 26V25H10ZM24 26V25H23ZM23 26H21V27H23ZM31 26V25H30ZM44 26V25H43ZM50 26V25H49ZM49 26H47V27H49ZM52 26V25H51ZM155 26V25H154ZM161 26V25H160ZM230 26V25H229ZM242 26V25H241ZM2 27V26H1ZM13 27H15V26H13ZM12 27V28H13ZM27 27V26H26ZM128 27V26H127ZM235 27V26H234ZM248 27V26H247ZM11 28V27H10ZM16 28V27H15ZM31 28H33V26L31 27ZM30 28V29H31ZM36 28H37V26H36ZM36 28H33L34 30L36 29ZM44 28H45V26H44ZM49 28H52V27H49ZM131 29H132V27H130ZM129 28V29H130ZM138 29H137V31L139 30V28L140 27H137ZM142 29H143V27H141ZM145 28H147V26L145 27ZM14 29V28H13ZM17 29V28H16ZM15 29V30H16ZM21 29V28H20ZM29 28H28V30H30ZM46 29V28H45ZM44 29V30H45ZM127 29V28H126ZM128 29V30H129ZM134 29H135V27H134ZM236 29H237V27H236ZM3 30H4V28H3ZM11 30V29H10ZM18 30V29H17ZM24 30V29H23ZM33 30V31H34ZM40 30H41V28H40ZM44 30H43V32H44ZM147 30V29H146ZM149 30V29H148ZM225 30V29H224ZM20 31V30H19ZM37 31H39V29L37 30ZM46 31V30H45ZM130 31V30H129ZM133 31V30H132ZM131 31V32H132ZM136 31V30H135ZM139 31H141V29L139 30ZM144 31H145V29H144ZM14 32V31H13ZM24 32H25V30H24ZM35 33H36V30L34 31ZM40 32V31H39ZM41 32H42V30H41ZM126 33H127V31H125ZM134 32V31H133ZM142 32V31H141ZM154 32V31H153ZM20 33H22V36H24V35H27V34H24L23 35V31L22 32H20ZM27 33V32H26ZM51 33H52V31H51ZM50 33V34H51ZM129 34H130V32H128ZM147 33H150L149 31L148 32H144L143 34L144 35H146ZM152 33V32H151ZM150 33V34H151ZM15 34H16V32H15ZM30 34H31V32H30ZM43 34H45V33H43ZM67 34H69L70 36H72V35H75V36H77L78 38H80L81 36H85V35H88L87 36V39H88V41H86V43H80V42H76V41H74L73 39H72V41H71V39L69 40L70 42H69V46L68 45H64V44H61L60 43V41H61V39L63 40V37H65V36H67ZM123 34H125V33H123ZM139 34H141V33H139ZM139 34H137V35H139ZM153 34V33H152ZM157 34H161V33H158L157 32ZM121 35V34H120ZM133 35H135L136 36V34H133ZM144 35H142L143 37H144ZM4 36V35H3ZM9 36H11V35H9ZM8 36V37H9ZM20 36H21V34H20ZM28 36V35H27ZM39 36V35H38ZM74 36V37H75ZM119 36V35H118ZM130 36V35H129ZM149 36V35H148ZM155 36V35H154ZM154 36H153V39H151L152 40V43L154 44V46L156 45L157 46V44H158V38H157V40L154 38ZM165 36V35H164ZM172 36V35H171ZM7 37V36H6ZM12 37V36H11ZM18 37H19V35H18ZM26 37V36H25ZM29 37V36H28ZM31 37V36H30ZM32 37H33V34H32ZM35 37H37V36H35ZM35 37H33V38H35ZM68 37V36H67ZM108 37H110V36H108ZM121 37V36H120ZM127 37V36H126ZM126 37H124V40H125V38ZM134 37V36H133ZM141 37V36H140ZM142 37V38H143ZM146 37V36H145ZM152 37V36H151ZM156 37H157V35H156ZM22 38V37H21ZM66 38V37H65ZM64 38V39H65ZM73 38V37H72ZM77 38V39H78ZM111 38V37H110ZM110 38H109V41H110ZM130 38V37H129ZM129 38H128V40H129ZM148 38V37H147ZM163 38V37H162ZM5 39V38H4ZM6 39H8V38H6ZM10 39V38H9ZM23 39H25V38H23ZM48 39V38H47ZM68 39V38H67ZM66 39V40H67ZM112 40H113V38H111ZM119 39V38H118ZM123 39V38H122ZM136 39V38H135ZM22 40V39H21ZM29 40H32L31 38L29 39ZM36 40V39H35ZM79 40V39H78ZM84 40V39H83ZM111 40V41H112ZM126 40H127V38H126ZM142 40V39H141ZM147 40V39H146ZM164 40L166 41V39H165V37H164ZM216 40V39H215ZM27 41V40H26ZM45 41H47L48 43H50V45H48V43L47 42H45ZM106 41H107V39H106ZM110 41V42H111ZM129 41H132V40H129ZM135 41H138V38H137V40H135ZM140 41V40H139ZM138 41V42H139ZM16 42H17V40H16ZM62 42V41H61ZM82 42V41H81ZM110 42H108V44H110ZM133 42V41H132ZM137 42V43H138ZM142 42H145V41H141V43ZM149 42V41H148ZM219 42V41H218ZM1 43V42H0ZM9 43V42H8ZM30 43V42H29ZM65 43H66V41H65ZM113 43V42H112ZM112 43H111V45H112ZM116 43H117V39H116ZM123 43H125L124 41H123ZM128 43V42H127ZM136 43V42H135ZM140 43V42H139ZM149 43H151V42H149ZM162 43V42H161ZM160 43V44H161ZM210 43V42H209ZM215 43H217L216 41H214V43L213 44H215ZM20 44V43H19ZM26 44V43H25ZM118 44V43H117ZM131 44V43H130ZM133 44H134V42H133ZM145 44H147V45H149L148 43H145ZM197 44V43H196ZM212 44V45H213ZM0 45H2V44H0ZM21 45V44H20ZM31 45H34L33 43L31 44ZM36 45V44H35ZM88 45H90V44H88ZM111 45H109V47L111 46ZM113 45H114V43H113ZM119 45V44H118ZM140 45V44H139ZM138 45V46H139ZM144 45V44H143ZM142 45V46H143ZM8 46V45H7ZM16 46V45H15ZM23 45H21V47H22ZM27 46H28V44H27ZM26 46V47H27ZM37 46V45H36ZM83 46V45H82ZM85 46V45H84ZM82 47V49H83V51L85 50V47ZM103 46H102V48H103ZM117 46V45H116ZM123 46H125V44H123ZM122 46V47H123ZM137 46V47H138ZM146 46V45H145ZM144 46V47H145ZM150 46H152V44L150 45ZM155 46V47H156ZM169 46V45H168ZM167 46V48H169ZM198 46V45H197ZM206 46V45H205ZM20 47V46H19ZM34 47V46H33ZM88 47V46H87ZM119 47V46H118ZM171 47V46H170ZM12 48V47H11ZM15 48V47H14ZM17 48V47H16ZM42 48V47H41ZM91 48V47H90ZM96 49H97V47H95ZM101 48V49H102ZM147 48V49H146ZM150 48V47H149ZM148 48V46L147 47H145V49L146 50H148L149 49ZM157 48V47H156ZM162 48V47H161ZM200 48V47H199ZM198 48V50H200ZM210 48V47H209ZM4 49H5V47H4ZM24 49V48H23ZM29 49H31V47H29ZM33 49V48H32ZM31 49V50H32ZM80 50H81V48H79ZM92 49V48H91ZM100 49V48H99ZM100 49V50H101ZM114 49V48H113ZM112 49V50H113ZM118 49V48H117ZM127 49V48H126ZM204 49V48H203ZM215 49H217L216 48V45H215ZM220 49V48H219ZM1 50V49H0ZM30 50V51H31ZM34 50V49H33ZM32 50V51H33ZM36 50V52L33 54V56H32V58L34 57V59H37L38 61H39V63H41V64H43V65H45V64H48V60L50 59L49 57V55H50V53H49V55H46L44 52L45 51H43L42 49H38V48H36L35 49ZM34 50V51H35ZM46 50H48V49H46ZM50 50V49H49ZM107 50V49H106ZM110 50V49H109ZM109 50H108V52H109ZM120 50H122V49H120ZM138 48H136L135 46H131L130 45V47L127 49V50H125V52H124V56H126V57H128V58H130L131 56H133V54L134 53H136V52H138V51H140V49L138 50ZM141 50H142V47H141ZM151 50V49H150ZM149 50V52L150 53H152L151 51ZM156 50V49H155ZM158 50V49H157ZM155 51V53H158V51ZM162 50V49H161ZM10 51H12V50H10ZM15 51V50H14ZM14 51H12V52H14ZM19 51V50H18ZM29 51V50H28ZM103 51H104V49H103ZM114 51H116V50H114ZM124 51V50H123ZM145 51V50H144ZM168 51H169V49H168ZM176 51V50H175ZM216 51V50H215ZM17 52V51H16ZM78 52V51H77ZM82 52V51H81ZM89 52V54H90V50L88 51ZM101 51H99V53H100ZM112 52V51H111ZM118 52V51H117ZM120 52V51H119ZM147 53H149L148 51H146ZM165 52H167V50L165 51ZM198 52V51H197ZM203 52V51H202ZM23 54H28V52L27 51H23L22 52ZM96 53V52H95ZM98 53V55H100ZM105 53H107V52H105ZM161 53V52H160ZM181 53H183V52H181ZM31 54V53H30ZM48 54V53H47ZM104 54V53H103ZM112 54V53H111ZM132 54V55H131ZM146 54V53H145ZM184 54V53H183ZM196 54V48H195V50H191V53H190V56H189V54H188V56H187V60H189L190 61V63H188L187 65L189 66V65H191V67L189 66V68H192V66H193V61L194 60H196V59H198V58H200V56H197V55H195ZM202 54V53H201ZM15 55H16V53H15ZM22 55V54H21ZM32 55V54H31ZM79 55H81V54H79ZM102 55V54H101ZM100 55V56H101ZM137 55H139V54H137ZM149 55V54H148ZM163 55V54H162ZM171 55V54H170ZM5 56V55H4ZM11 56H12V54H11ZM10 56V57H11ZM17 56H18V54H17ZM23 56V55H22ZM76 56H77V54H76ZM113 56V55H112ZM111 56V57H112ZM117 56V55H116ZM118 56H120V55H118ZM123 56V57H124ZM141 56V55H140ZM140 56L138 57V58H140ZM143 56V55H142ZM146 56V55H145ZM152 56H154V55H152ZM158 56V55H157ZM160 56H161V54H160ZM164 56V55H163ZM165 56L168 58V56L166 55V53H165ZM164 56V58H166ZM177 57L179 56V55H176ZM184 56V55H183ZM26 57H29V56H27L26 55ZM25 57V58H26ZM54 57V56H53ZM84 57V56H83ZM87 57V56H86ZM151 57V55H149V58ZM154 57H156V56H154ZM0 58H2V57H0ZM6 58V57H5ZM13 58V57H12ZM21 58V57H20ZM77 58V57H76ZM82 58V57H81ZM80 58V59H81ZM106 58H107V56H106ZM117 58V57H116ZM132 58V57H131ZM138 58H134L135 60H137ZM147 58H148V56H147ZM147 58H145V59H147ZM152 58V57H151ZM158 58V57H157ZM186 58V57H185ZM240 58H241V56H240ZM243 58V57H242ZM4 58H2V61L0 62V68L2 69V70H0V93H4L6 90V88H7V82H8V80H11V81H9V82H15V80H13L14 78L16 79V78H18V75H17V77H11L10 75H8V73L10 72L9 71V69H11L12 67H14L10 62H8V61H6V60H3ZM14 59V58H13ZM22 59V58H21ZM55 59V58H54ZM78 59H79V57L76 59L77 61H78ZM103 59V58H102ZM118 59V58H117ZM133 59V60H134ZM141 59H142V57H141ZM140 59V60H141ZM144 59V58H143ZM144 59V60H145ZM153 59V58H152ZM169 59V58H168ZM183 60V57H180L179 58V60ZM1 60V59H0ZM8 60V59H7ZM9 60H10V58H9ZM28 60V59H27ZM51 60V59H50ZM104 60V59H103ZM107 60H109V59H107ZM112 60V59H111ZM122 60H124V59H122ZM132 60V59H131ZM134 60V61H135ZM140 60H138V61H135L136 63L137 62H139L140 63ZM156 60V59H155ZM163 60H165V59H163ZM176 60H178V58H176V59H174L173 60V62L174 61H176ZM181 60V62L183 63V61ZM16 61V60H15ZM26 61V60H25ZM24 60H23V62H24V65H25V62ZM59 61V62H60ZM76 61V62H77ZM79 61H81V60H79ZM102 61V60H101ZM117 61V60H116ZM115 61V62H116ZM121 61V60H120ZM129 62H131L130 60H128ZM149 61V60H148ZM186 61V60H185ZM184 61V62H185ZM256 61V60H255ZM31 62V61H30ZM57 62H58V60H57ZM85 62V61H84ZM87 62V61H86ZM102 62H104V61H102ZM105 62H106V59H105ZM122 62V61H121ZM124 62H126V61H124ZM153 62V61H152ZM162 62V61H161ZM163 62H165V61H163ZM170 62V61H169ZM257 62H261V61H257ZM263 62V61H262ZM18 63H20V61L18 60ZM22 63V62H21ZM28 63H29V61H28ZM37 63V62H36ZM54 63V62H53ZM87 63H89V62H87ZM92 63V62H91ZM153 63H159L158 61L156 62H153ZM166 63H167V61H166ZM264 63V62H263ZM17 63H15V65H16ZM31 64H34L33 62H31ZM58 64H60V63H58ZM84 64H86V63H84ZM104 64H106V63H104ZM114 64V63H113ZM121 64V63H120ZM119 64V65H120ZM145 64V63H144ZM148 64V63H147ZM150 64V63H149ZM148 64V65H149ZM184 64V63H183ZM257 64V63H256ZM21 65H23V64H21ZM27 65V64H26ZM25 65V66H26ZM30 65V64H29ZM37 65V68H38V66L40 65H38V64H36ZM50 67L49 68H55L56 69V65H52L51 63H49L48 64ZM60 65V66H61ZM80 65V64H79ZM82 65V64H81ZM81 65L79 66V67H81ZM92 65V64H91ZM99 65V64H98ZM111 65V64H110ZM118 65V61H117V64H116V66ZM132 65V64H131ZM138 65H140V64H138ZM160 65V64H159ZM166 66H167V64H165ZM165 65H163V68H164V66ZM171 65H174V64H172V62H171ZM170 65V66H171ZM178 65V64H177ZM258 66H259V64H257ZM17 66V65H16ZM15 66V67H16ZM32 66H35V64L34 65H32ZM87 66H89V65H87ZM86 66V67H87ZM125 66V65H124ZM128 66V65H127ZM135 66V65H134ZM142 66V65H141ZM161 66V65H160ZM160 66H157L158 68L160 67ZM175 66V65H174ZM181 66H182V64H181ZM186 66V65H185ZM184 66V67H185ZM249 66V65H248ZM255 66V65H254ZM257 66V67H258ZM261 66V65H260ZM18 67V66H17ZM16 67V68H17ZM20 67V66H19ZM47 67V66H46ZM65 67V68H66ZM86 67H84L83 66V68L85 69ZM95 67V66H94ZM101 67V66H100ZM104 67V66H103ZM123 67V66H122ZM156 67V68H157ZM179 68H182V67H180V66H178ZM183 67V68H184ZM251 67H253L252 65H251ZM256 67V68H257ZM15 68V69H16ZM21 68H23V67H21ZM60 68V67H59ZM83 68H82V70H83ZM91 68H93V67H91ZM120 68V67H119ZM124 68V67H123ZM150 68V67H149ZM28 69V68H27ZM40 68H38V70H39ZM41 69H44V67L43 68H41ZM73 69H74V67H73ZM73 69H71V70H73ZM88 69V68H87ZM94 69H96V68H94ZM138 69V68H137ZM142 69H143V67H142ZM170 69V68H169ZM174 69V68H173ZM175 69H176V67H175ZM29 70H31V69H29ZM35 70H37V69H35ZM50 70H52V69H50ZM63 70V69H62ZM62 70H60V71H62ZM64 70H69V69H64ZM71 70H69V71H71ZM86 70V69H85ZM84 70V71H85ZM124 70H127V69H124ZM130 70L133 72L134 70L132 69V67L130 68ZM144 70V69H143ZM142 70V71H143ZM164 69H162V71H163ZM166 70H167V68H166ZM178 70V69H177ZM185 70H187V67H186V69ZM184 70V71H185ZM189 70V69H188ZM187 70V71H188ZM260 70V69H259ZM264 70V67H263V69L261 70V71H263ZM9 71V72H8ZM17 71V70H16ZM15 71V74L14 75H16V73L18 72H16ZM22 71V70H21ZM32 71V70H31ZM46 71V70H45ZM55 71V70H54ZM54 71H51L52 73H51V75H53V76H50L49 78H51V77H54V75L55 74H57L58 72H54ZM58 71V70H57ZM73 71H75V70H73ZM73 71H71L72 73H73ZM76 71H78L77 69H76ZM75 71V72H76ZM88 71V70H87ZM86 71V72H87ZM92 71V70H91ZM105 71V70H104ZM103 71V72H104ZM107 71V70H106ZM137 71V70H136ZM142 71H140L141 73H142ZM145 71V70H144ZM149 71V70H148ZM153 72H154V70H152ZM152 71H150V72H148V74L149 73H151ZM158 71V70H157ZM160 71H161V68H160ZM179 71H181V70H179ZM251 71V70H250ZM254 71V70H253ZM11 72H14V71H11ZM25 72L26 71H23L22 72V74L24 73L25 74ZM33 72V71H32ZM70 72V75L72 74ZM95 72V71H94ZM94 72H92L93 74H95ZM101 72V71H100ZM102 72V73H103ZM127 72V71H126ZM125 72V73H126ZM146 72V71H145ZM166 72V71H165ZM257 72L259 73V71L257 70ZM37 73V72H36ZM69 73V72H68ZM80 73V72H79ZM84 73V72H83ZM82 73V74H83ZM96 73H97V69H96ZM117 73V72H116ZM129 73V71L127 72V74ZM144 73V72H143ZM155 73V72H154ZM164 73V72H163ZM172 73H173V71L171 72V75H172ZM185 73V72H184ZM189 73V72H188ZM187 73V74H188ZM252 73V72H251ZM260 73H262V72H260ZM45 74V73H44ZM47 74V73H46ZM50 74V73H49ZM67 74V73H66ZM75 74H78V72L77 73H75ZM89 74H91V73H89ZM147 74V75H148ZM180 74H181V72H180ZM180 74H178V76H180ZM244 74V73H243ZM249 74V73H248ZM263 75H264V72L262 73ZM262 74H260L261 76H262ZM25 75H27V73L25 74ZM24 75V76H25ZM30 75H32V74H30ZM42 75V74H41ZM63 75V74H62ZM70 75H68L69 77H70ZM73 75H74V73H73ZM85 75H86V73H85ZM102 75V74H101ZM104 75V74H103ZM126 75V74H125ZM124 75V76H125ZM142 75V74H141ZM144 75V74H143ZM158 75V74H157ZM160 75V74H159ZM163 75V74H162ZM166 75V78H165V84L167 83V79H170V77H167V75H169L168 74V72L165 74ZM165 75L163 76V78L165 77ZM182 75V74H181ZM245 75V74H244ZM250 75V76H249ZM249 75H247V76H249L250 78H246V80L245 79H243V81H242V83L245 81L246 83H247V85H248V83L250 82V81H254L253 80V78L251 77L252 76V74H249ZM259 75V74H258ZM258 75H256V76H258ZM57 76V75H56ZM83 76V75H82ZM119 76V75H118ZM137 76H138V71H137ZM145 76H146V73H145ZM150 76H152V74L150 75ZM155 76V75H154ZM196 77V78H198V74L196 73V71H195V69H194V67L192 68V71H191V73L188 75V77ZM218 76V75H217ZM241 76V75H240ZM255 76V75H254ZM37 77H39V75L37 76ZM48 77V76H47ZM63 77H64V75H63ZM62 77V78H63ZM66 77V76H65ZM64 77V78H65ZM88 77H90V76H88L87 75V78ZM103 77H105V76H103ZM107 77V76H106ZM113 77V76H112ZM121 77V76H120ZM128 77V76H127ZM147 77V76H146ZM159 77H162L161 75L159 76ZM182 77H184V76H182ZM187 77V76H186ZM208 77V76H207ZM244 77V76H243ZM40 78V77H39ZM67 78L68 77H66V82L68 83L69 81H70V79L67 81ZM71 78V77H70ZM77 78V77H76ZM82 78V77H81ZM122 78V77H121ZM136 78V77H135ZM134 78V79H135ZM145 78V77H144ZM150 78V77H149ZM162 78V79H163ZM195 78V79H196ZM214 78V77H213ZM233 78V77H232ZM238 78V77H237ZM257 78V77H256ZM264 78V77H263ZM23 79V77L21 76V80ZM38 79V78H37ZM41 79V78H40ZM55 79H56V77H55ZM61 79V78H60ZM84 79V78H83ZM92 79V78H91ZM91 79H87V80H91ZM123 79V78H122ZM160 79V78H159ZM202 79V78H201ZM211 79V78H210ZM240 79V78H239ZM255 79V78H254ZM262 79V78H261ZM25 79H23V81H24ZM53 80V79H52ZM52 80H48V82H41V81H39L38 82V84L37 85H39L40 87L39 88H41V90L43 91V92H48L49 90L51 91L50 93H51V95H52V92L55 90V88L54 87H56V84H57V82H59V81H52ZM73 80H76V79H73ZM103 80V79H102ZM127 80V79H126ZM140 80V79H139ZM150 80L151 79H149V82H150ZM171 80H172V78H171ZM175 80V79H174ZM183 80V79H182ZM185 80V79H184ZM191 80H192V78H191ZM241 80V79H240ZM258 80V79H257ZM45 81V80H44ZM61 81H62V79H61ZM104 81V80H103ZM110 81V80H109ZM135 81V80H134ZM147 81V80H146ZM154 80H152L151 82L153 83V85H154V83L155 82H158V81H155V82H153ZM162 81V80H161ZM160 81V82H161ZM187 81V80H186ZM189 81V80H188ZM188 81H187V83H188ZM193 81V80H192ZM200 81V80H199ZM221 81H223V80H221ZM227 81V80H226ZM258 81H260V80H258ZM17 82V81H16ZM26 82V81H25ZM29 82V81H28ZM62 82H64V86L66 85V87H68L67 86V84H66V82L63 80ZM86 82V81H85ZM95 82V81H94ZM107 82V81H106ZM116 82V81H115ZM123 81H121V83H122ZM183 82V81H182ZM185 82V81H184ZM190 82V81H189ZM201 82H203V81H201ZM224 82V81H223ZM228 82V81H227ZM226 82V83H227ZM231 82V81H230ZM237 82H240V81H237ZM244 82V85L246 84ZM262 82H263V80H262ZM18 84H19V82H17ZM72 83V82H71ZM74 83H75V81H74ZM81 83V82H80ZM128 83V82H127ZM142 83H144V82H142ZM164 83V82H163ZM200 83V82H199ZM204 83V82H203ZM209 83V82H208ZM211 83V82H210ZM221 83V82H220ZM233 83V82H232ZM235 84H236V81L234 82ZM233 83V84H234ZM251 83V82H250ZM13 84V83H12ZM21 84V83H20ZM59 84V83H58ZM69 84V83H68ZM79 84V83H78ZM82 84V87H83V83H81ZM86 84H87V82H86ZM92 84H93V82H92ZM94 84H96V83H94ZM93 84V85H94ZM111 84V83H110ZM131 84H134V83H131ZM158 84V83H157ZM196 84L198 85V82H196ZM202 84V83H201ZM199 85L198 87L196 86L195 88L197 89L196 90V92L198 91V89L199 90H204V91H206V89H207V87L208 86H205V85ZM216 84V83H215ZM223 84V83H222ZM61 85V84H60ZM59 85V86H60ZM70 85V84H69ZM72 85L74 86V84L72 83ZM72 85H70V86H72ZM76 85V84H75ZM85 85V84H84ZM90 85V84H89ZM93 85L91 86V87H93ZM148 85V84H147ZM151 85V84H150ZM168 85H170L169 83H168ZM176 85V84H175ZM207 85H210V84H207ZM218 85H219V83H218ZM218 85H215V86H218ZM242 85V84H241ZM13 86V85H12ZM17 86V88H18V85H16ZM20 86V85H19ZM32 86H35V85H32ZM50 86L51 87H53V88H50ZM58 86V87H59ZM62 86V85H61ZM77 86V85H76ZM87 86H88V84H87ZM101 86V85H100ZM110 86H112V85H110ZM117 86H119V85H117ZM116 86V87H117ZM123 86V85H122ZM157 86V85H156ZM163 86H165V85H163ZM189 86H191V85H189ZM193 86V85H192ZM211 87H209V88H211L212 89V87H214V85L212 84V85H210ZM239 86V85H238ZM10 87V86H9ZM9 87H8V89H9ZM27 87H30V86H28L27 85ZM75 87V86H74ZM84 87H86V85L84 86ZM89 87V86H88ZM98 87V86H97ZM97 87H95V88H97ZM129 87H131V86H129ZM151 87H153L152 85H151ZM174 87H177V86H174ZM226 87H227V85H226ZM242 87H243V85H242ZM244 87H247V86H244ZM15 88V87H14ZM21 88V87H20ZM62 88V87H61ZM64 88V87H63ZM70 88V87H69ZM80 88H81V86H80ZM94 88V87H93ZM123 88H125V87H123ZM143 88V87H142ZM169 88V87H168ZM190 88V87H189ZM192 88V87H191ZM194 88V87H193ZM208 88V89H209ZM218 88V87H217ZM229 88V87H228ZM228 88H226V89H228ZM231 88H232V86H231ZM261 88H263V87H261ZM260 88V89H261ZM29 89V88H28ZM57 89V88H56ZM59 89H60V87H59ZM59 89H58V91H59ZM72 89H73V87H72ZM74 89H77L76 87L74 88ZM89 89V88H88ZM87 89V90H88ZM164 89V88H163ZM166 89H167V87H166ZM221 89H222V85H221ZM221 89H219V92H220V90ZM230 89V88H229ZM234 89V88H233ZM232 89V90H233ZM245 89V88H244ZM252 89V88H251ZM254 89H256V90H258L259 88H255L254 87ZM10 90V89H9ZM14 90V89H13ZM17 90V89H16ZM39 90V89H38ZM67 90V89H66ZM82 90H83V88H82ZM90 90V89H89ZM88 90V91H89ZM91 90H92V88H91ZM91 90H90V93H91ZM106 90V89H105ZM117 90H119V88L117 89ZM117 90H115V91H117ZM128 90V89H127ZM153 90V92H156V91H154V89H152ZM191 90V89H190ZM218 90V89H217ZM217 90H215V91H217ZM224 89H222V91H223ZM231 90V91H232ZM25 91V90H24ZM32 91V90H31ZM61 91H63V90H61ZM69 90H67L66 91V93L68 92ZM71 91V90H70ZM73 91V90H72ZM80 91V89L78 90V92ZM148 91V90H147ZM210 91V90H209ZM211 91H213V90H211ZM211 91L209 92V95H210V97H213V98H218V97H214V95H216L217 94V92H216V94L215 93H211ZM215 91H213V92H215ZM221 91V92H222ZM229 91V90H228ZM235 91V90H234ZM255 91V90H254ZM56 92V91H55ZM74 92V91H73ZM85 93H86V91H84ZM94 92V91H93ZM125 92V91H124ZM139 92V91H138ZM159 92V91H158ZM191 92V91H190ZM207 92V91H206ZM206 92H204V93H206ZM225 92H227V91H224V93ZM9 93V92H8ZM15 93V92H14ZM64 91H63V94L61 95V102H59L58 101V98H57V100L56 101H58V104L60 103L61 104V108L62 109H60V115H62V118L63 119H65L64 117L65 116H67V119L69 118V115L72 113H74V112H78V111H80V109H81V107H82V109L84 108V110H86V108H87V112H89V115L88 116H86L85 114L84 115H77V116H75L74 118H72L73 120H74V124L75 125H78V127H79V139H81L82 141H85V142H87V143H90L91 145L93 144V141L95 140L94 138H96L97 137V134L95 133H93V131H94V129H95V131L94 132H96V129H99L100 130V132L102 133L103 132V130H105V129H101V124L100 123H98V121L95 119V118H99L98 117V114H100V113H97V111H96V108L94 109L93 107H92V103H90V102H88L87 100H85V104H83V101H84V99L86 98V99H89V98H87V96L88 97H91L92 96V94H88V92H87V94H80V95H75V97H71V96H68V93L66 94ZM76 93V92H75ZM101 93V92H100ZM117 93V92H116ZM125 93H127V92H125ZM124 93V94H125ZM130 94H131V92H129ZM133 93V96H131V98L129 99L128 97H130V96H128L127 98L129 99H127L128 100V106L129 107H131L132 108V112H133V114L136 116V118H138V115H140L141 113H143V112H146V111H149L151 108L152 109H154V114H155V122L156 123H158V121L157 120H160V121H167V123L169 124V126L170 127H173L174 125L173 124H177L176 125V127L174 128V129H176L177 130V132H175V133H173V134H171V133H169V129H170V127L167 129V130H169L167 133H163V132H158V133H156L155 134V137H153V139L152 140H149V141H147V139H146V141H144L143 143H142V145L145 147H147L149 144H151L150 145V148L148 149V148H146L145 149V151L147 152L146 154H141V156H139V157H137V158H133L130 162H131V165H132V167L136 170V172H137V174H138V177L137 176H135V175H133L131 178H129L128 179V181H127V192H128V190H131L130 191V193L132 194V195H134V196H137L138 197V199H141L142 197H145V198H147L148 196H145V194L144 195H141V194H139V193H133V191L134 190H137V191H140V192H146L147 193V191L148 190H151L152 189V191L151 192H153V194L155 195V194H158V193H160V194H162V193H164L163 192V190L161 189V188H164V189H166V191H170V193H171V195H170V197L168 198V200L169 201H172V200H176V201H184V200H191L190 202H192V201H197V198H198V200H199V198L201 197V198H204V199H207V198H214V196L216 195V193L218 192V188H217V185H216V177L219 175V173L221 172L219 169H214V170H211L210 168H208V167H205L204 165H202V164H200V160H196V161H194V162H192L189 166H185V165H183L181 162H180V160L181 159H183V158H185V157H187L188 155H189V153L190 152H187V151H185V150H190V147H189V143H188V141H187V139L188 138H191L190 136L191 135H193V133H195L196 132V130H195V132L193 131V129L192 128H194V127H192L191 128V126H190V124L188 125L187 123L188 122H190V120H193V118L195 119L196 117L194 116V117H190L189 119L186 117L185 119H186V121H184V119H180V116H179V119L180 120H178L179 122L181 121L182 122V124L181 125H178V123H177V120H175L176 121V123L173 121L175 118H172L171 119V117H168V112H166V111H164V107H165V102L163 103V100H162V95H161V97H158L157 96V94L155 95V96H153L150 100H146V98L145 99H143L142 97H143V95L142 94H139V95H134V94H138L137 92H132ZM149 93H151V92H149ZM157 93V92H156ZM203 93V94H204ZM211 93V94H210ZM253 93H255V92H253V89H252V91L250 90H248V94H251L252 95V97H253V95L254 96H256V94H253ZM257 93H261L259 90L257 91ZM33 94V93H32ZM31 94V95H32ZM48 94H49V92H48ZM58 96H59V94L58 93H56ZM55 94V95H56ZM77 94V93H76ZM79 94V93H78ZM109 94H111V93H109ZM123 94V93H122ZM129 94V95H130ZM164 94H167V93H164ZM168 94H170V93H168ZM175 94V93H174ZM206 94H208V93H206ZM223 94V93H222ZM247 94V92H245L244 94H242V93H239V94H237L236 95V93H234V92H228V93H226V94H224V95H218V96H224V98H226V96H228L227 97V99H229V98H231L232 97V99L233 98H235V99H241V98H245L246 96L245 95H248ZM6 95H8V94H6ZM70 95V94H69ZM95 95V94H94ZM106 95H107V93H106ZM105 95V96H106ZM128 95V94H127ZM154 95V94H153ZM171 95V94H170ZM208 95V96H209ZM34 96V95H33ZM108 96V95H107ZM116 96V95H115ZM122 96V95H121ZM152 96V95H151ZM165 96V95H164ZM207 96V95H206ZM207 96V98H209ZM250 96V95H249ZM258 96V95H257ZM5 97V96H4ZM3 97V98H4ZM34 97H36V96H34ZM41 97V96H40ZM39 97V98H40ZM49 96H47V98H48ZM102 97V96H101ZM100 97V98H101ZM112 97H114V95L112 96ZM146 97H148V96H146ZM166 97H167V95H166ZM170 97V96H169ZM203 97V96H202ZM251 97V96H250ZM251 97V98H252ZM27 98V97H26ZM30 98V97H29ZM46 98V99H47ZM92 99L94 98V97H91ZM96 98V97H95ZM105 98V97H104ZM110 98V97H109ZM117 98V97H116ZM116 98L114 97L113 99H115V101H116ZM122 98V97H121ZM149 98V97H148ZM147 98V99H148ZM171 98V99H170ZM169 98V100H171V101H173L172 100V98L173 97H170ZM177 98V97H176ZM203 98H205V97H203ZM203 98H201V99H203ZM248 98V97H247ZM246 98V99H247ZM250 98V99H251ZM34 99V98H33ZM36 99V98H35ZM49 99H52V98H50L49 97ZM53 99H54V96H53ZM52 99V100H53ZM91 99V100H92ZM111 99V98H110ZM118 99H120V98H118ZM125 99V100H126ZM174 99V98H173ZM184 99V98H183ZM245 99V100H246ZM249 99V98H248ZM259 99V98H258ZM7 99H5V101H6ZM9 100L10 99H8L7 101L9 102ZM20 100V99H19ZM38 100V99H37ZM90 100V101H91ZM94 100V99H93ZM208 101H209V99H207ZM211 100V99H210ZM217 99H215V101H216ZM223 100H225V99H223L222 98V100H219V101H221V102H223ZM252 100V99H251ZM256 100V99H255ZM1 101V100H0ZM4 101V100H3ZM6 101V102H7ZM30 101H33V100H30ZM54 101H55V99H54ZM81 101V102H80ZM95 101V100H94ZM96 101H98L97 100V98H96ZM95 101V102H96ZM108 101V100H107ZM114 101V100H113ZM118 101H120V100H118ZM166 101V100H165ZM178 101V100H177ZM202 101V100H201ZM227 101V100H226ZM225 101V102H226ZM235 101V100H234ZM240 101V100H239ZM248 101V100H247ZM7 102V103H8ZM46 102V101H45ZM79 102H80V107H79ZM99 102V101H98ZM103 102V101H102ZM125 102V101H124ZM174 102V101H173ZM210 102H212V101H210ZM225 102H223L224 104H225ZM231 102V101H230ZM229 102V103H230ZM238 102V101H237ZM49 103V100H48V102L45 104V105H43L44 106V108L46 107V109L44 110L45 112L47 111V110H49L48 109V104ZM50 103H51V100H50ZM57 103V102H56ZM56 103H53V104H55L56 105ZM100 103V102H99ZM104 104H106V103H108V102H106V98H105V102H103ZM101 104V105H104V104ZM113 103V102H112ZM118 103V102H117ZM125 103H127V101L125 102ZM171 103V102H170ZM175 103V102H174ZM207 103H209V102H207ZM227 103V102H226ZM234 103V102H233ZM3 104H6V103H4L3 102ZM25 104V103H24ZM32 103H29V105H31ZM42 104H43V102H42ZM57 104V105H58ZM59 104V105H60ZM82 104L84 105V106H82ZM100 104H97L96 103V105L98 106H101ZM120 104V103H119ZM122 104H124V103H122ZM163 104H164V106H163ZM166 104H169V102H167ZM201 104V103H200ZM199 104V105H200ZM215 104H217V101H216V103ZM222 103H220V105H221ZM228 104V103H227ZM231 104V103H230ZM239 104V103H238ZM26 105H28V104H26ZM54 105V106H55ZM94 105V104H93ZM107 105V104H106ZM110 105H113V104H111V102H110ZM172 105V104H171ZM194 105L196 106L197 104H195V100H194ZM95 106V105H94ZM96 106V107H97ZM117 106H118V104H117ZM124 106V108H125V105H123ZM122 106V107H123ZM173 106H175L174 104L172 105V108H173ZM213 106V105H212ZM231 106H233L234 107V104L233 105H230V107ZM237 106V105H236ZM242 106V105H241ZM4 107V106H3ZM20 107H21V105H20ZM29 107V106H28ZM31 107V106H30ZM29 107V108H30ZM33 107V106H32ZM50 107V106H49ZM51 107H52V104H51ZM51 107H50V110L49 111H47L46 112V114L48 113V112H50L51 113ZM57 107V106H56ZM55 107V108H56ZM59 107V106H58ZM108 107V106H107ZM115 108H116V106H114ZM121 107V106H120ZM166 107H167V105H166ZM170 107V106H169ZM199 107V106H198ZM202 107V106H201ZM215 107V106H214ZM218 107H219V105H218ZM221 107V106H220ZM225 107H226V104H225ZM224 107V108H225ZM239 107V106H238ZM27 108V107H26ZM100 108V107H99ZM103 108H105V107H103ZM103 108H100V109H103ZM109 108V107H108ZM107 108V109H108ZM114 108V109H115ZM119 108V107H118ZM118 108H117V112H118ZM197 108V107H196ZM227 108V107H226ZM5 109V108H4ZM20 109H22V108H20ZM24 109H25V107H24ZM32 109V108H31ZM41 107H39L38 106V104H37V106H35V104H34V108H33V110H31V113H27V111H24V110H21V111H19L17 114H16V116H15V118H14V120H12V123H10V125L5 129V133H4V136H5V138L7 139V140H9V142H11L12 140L14 141V139L16 138V137H18L17 139L20 141V143H24L23 145V148L21 149V151H20V153H19V155H18V153H17V163H16V169H17V172L19 173V172H23V174H20V175H22V176H29V175H31V177L32 176H34L36 173H38L37 175H39V172L41 171V172H48V173H51V171H57L56 173L57 174H54L53 175V177H52V181H53V179H55V180H59V181H61V180H64V178L66 177V173H65V171H67V168H68V166H66V165H69L68 163H66V165H64V163H62L63 161V157L64 156H68V150L67 149H61L60 147V149H61V151H60V155L59 156H56V155H53V154H48L47 152L48 151H46L45 150V145L47 144V143H52V144H54V142H55V135H54V133H55V131L56 130H58L59 129V131L62 133L63 132V134L66 136V130H65V128H63V129H61V126L59 125V124H57V125H55L54 123V125L53 124H51L52 123V120L50 121L49 120V123H46L45 121H43L42 119H41V115L43 114V112L41 111ZM54 109V108H53ZM52 109V110H53ZM81 109V110H82ZM90 109V110H89ZM109 109H111V108H109ZM128 109V108H127ZM166 109V108H165ZM169 109V111H170V109L171 108H168ZM218 109V108H217ZM216 109V110H217ZM228 109V108H227ZM243 109V108H242ZM84 110H82V111H84ZM89 110V111H88ZM97 110H99L98 109V107H97ZM125 111H126V109H124ZM131 110V109H130ZM172 110V109H171ZM174 110V109H173ZM178 110V109H177ZM239 109H237V111H238ZM5 111V110H4ZM82 111H81V113H82ZM100 112H101V110H99ZM107 111V110H106ZM111 111H112V109H111ZM129 111V110H128ZM179 111V110H178ZM178 111H176V112H178ZM218 111V110H217ZM220 111V110H219ZM223 111V110H222ZM243 111V110H242ZM246 111V110H245ZM17 112V111H16ZM56 112H57V109H56ZM56 112H54L55 113V115L58 113H56ZM116 112V111H115ZM174 112H175V110H174ZM208 112H211V111H208ZM214 112V111H213ZM251 112V111H250ZM4 113V112H3ZM80 113V112H79ZM126 113V112H125ZM151 113V112H150ZM171 113V112H170ZM179 113V112H178ZM178 113H175V114H178ZM207 113V112H206ZM216 113V112H215ZM228 113V112H227ZM234 113H235V111H234ZM233 113V114H234ZM251 113H253V112H251ZM255 113V112H254ZM264 113V112H263ZM106 114V113H105ZM122 114V113H121ZM128 114V113H127ZM130 114V113H129ZM153 114V115H154ZM183 114V113H182ZM185 114V113H184ZM183 114V115H184ZM208 114V113H207ZM217 114V113H216ZM232 114V115H233ZM244 114V113H243ZM9 115V114H8ZM53 114H51V116L50 117H53L52 116ZM54 115V116H55ZM75 115V114H74ZM111 115V118H112V116H114V114L112 113V114H110ZM133 115V117H135ZM142 115V114H141ZM172 115H173V113H172ZM183 115H181V117L183 116ZM195 115V114H194ZM211 115V114H210ZM219 115V114H218ZM217 115V116H218ZM244 115H247L246 114V112H245V114ZM244 115H242V116H244ZM262 115V114H261ZM44 116V115H43ZM72 116V115H71ZM118 116H120V114L118 115ZM124 116V115H123ZM131 116H132V114H131ZM144 116V115H143ZM176 116V115H175ZM197 116V115H196ZM203 116H205V115H203ZM230 116V115H229ZM250 116V115H249ZM48 117H49V114H48ZM73 117V116H72ZM85 117H88V118H85ZM121 117H122V115H121ZM202 117V116H201ZM200 117V118H201ZM207 117V116H206ZM214 117V116H213ZM233 117H235V116H233ZM237 117V116H236ZM248 117V116H247ZM251 117V116H250ZM249 117V118H250ZM46 118V117H45ZM127 118V117H126ZM141 118V117H140ZM184 118V117H183ZM215 118V117H214ZM219 118V117H218ZM232 118V117H231ZM240 118V117H239ZM244 119H245V117H243ZM248 118V119H249ZM255 118V117H254ZM52 119V118H51ZM66 119V120H67ZM100 119V118H99ZM130 119H132V117H130ZM139 119V118H138ZM142 119V118H141ZM177 119H178V117H177ZM196 119H198L197 121H200L201 123H202V121H205V119L204 118H201V119H199V116H198V118H196ZM234 119V118H233ZM247 119V118H246ZM58 120V119H57ZM60 120V119H59ZM65 120V121H66ZM73 120L71 121V123L73 122ZM92 120H95V121H97V124H94V122L92 121ZM102 120V119H101ZM101 120H99V122H102ZM105 120V119H104ZM129 120V119H128ZM135 120V119H134ZM218 120V119H217ZM242 120V119H241ZM250 120H251V118H250ZM253 120V119H252ZM255 121H256V119H254ZM259 120V119H258ZM70 121V120H69ZM139 121H140V119H139ZM142 121V120H141ZM146 121V120H145ZM150 122H151V120H149ZM196 121V120H195ZM212 121V120H211ZM213 121H214V119H213ZM254 121V122H255ZM6 122V121H5ZM48 122V121H47ZM54 122H56V121H54ZM85 122V123H84ZM106 122V121H105ZM131 122V121H130ZM144 122V121H143ZM146 122H148V121H146ZM216 122V121H215ZM243 122H245V121H243ZM242 122V123H243ZM63 123V122H62ZM133 123V122H132ZM135 123V122H134ZM165 123V122H164ZM191 123V122H190ZM199 123V122H198ZM206 123V122H205ZM218 123V122H217ZM233 123H236V121L235 122H233ZM74 124H73V126H74ZM117 124H119L118 122H117ZM121 124H123V123H121ZM139 124V123H138ZM148 124V123H147ZM192 124H193V122H192ZM197 124V123H196ZM204 124V123H203ZM216 124V123H215ZM238 124V123H237ZM255 127H257V129L258 130H260V131H262V130H264L262 127H260V126H263L264 127V124L263 123H261L260 121L258 122V121H256L255 123ZM256 124H260V126L258 127V126H256ZM113 125H116V123L115 124H113ZM120 125V124H119ZM160 125H163V123H161L160 122ZM194 125V124H193ZM200 125H202V124H200ZM206 125V124H205ZM225 125H226V123H225ZM224 125V126H225ZM248 125V124H247ZM69 126V125H68ZM72 125H70V127H71ZM111 126V125H110ZM127 126V125H126ZM139 126H141V125H139ZM146 126V125H145ZM148 126V125H147ZM165 126H166V124H165ZM181 126V127H180ZM183 126V127H182ZM199 126V125H198ZM198 126H197V128H198ZM241 126V125H240ZM64 127V126H63ZM112 127V126H111ZM125 127V125L123 126V128ZM136 127V126H135ZM144 127V126H143ZM163 127H164V125H163ZM167 127V126H166ZM207 127V126H206ZM211 127V126H210ZM58 128V129H57ZM67 128V127H66ZM107 128H108V126H107ZM116 128V127H115ZM117 128H119V127H117ZM153 128V127H152ZM157 128H159V127H157ZM183 128H189V130H187L188 131V133H184L183 132ZM196 128V127H195ZM201 128V127H200ZM252 128V127H251ZM75 129V128H74ZM109 129H112V128H109ZM127 129V128H126ZM131 129H133V127L131 128ZM135 129V128H134ZM133 129V130H134ZM137 129V128H136ZM142 129V128H141ZM173 129V130H174ZM205 129V128H204ZM210 129V128H209ZM234 129V128H233ZM239 129V128H238ZM247 129H249V128H247ZM70 130V129H69ZM78 130V129H77ZM98 130V131H99ZM117 129H115L113 132L115 133V131H116ZM123 130V129H122ZM133 130H130V133H131V131H133ZM140 130V129H139ZM150 130V129H149ZM207 130V129H206ZM236 130V129H235ZM240 130H242V129H240ZM2 131V130H1ZM68 131V130H67ZM71 131V130H70ZM109 131V130H108ZM118 131V130H117ZM116 131V132H117ZM141 131V130H140ZM156 131V130H155ZM186 131V130H185ZM199 131V130H198ZM197 131V132H198ZM211 131V130H210ZM209 131V132H210ZM239 131V130H238ZM77 132V131H76ZM110 132V131H109ZM134 132V131H133ZM154 132V131H153ZM165 132V131H164ZM170 132H173L172 131V129H171V131ZM234 132V131H233ZM75 133V132H74ZM113 133V134H114ZM137 133V132H136ZM135 133V134H136ZM146 133V132H145ZM155 133V132H154ZM198 133H200V132H198ZM203 133V132H202ZM205 133H207V132H205ZM240 133V132H239ZM241 133H243L242 131H241ZM99 134V133H98ZM127 134H128V130H127ZM133 134V133H132ZM134 134V135H135ZM140 134V133H139ZM143 134V133H142ZM201 134V133H200ZM204 134V133H203ZM119 135V134H118ZM196 135V134H195ZM195 135L194 136H192V138H194L195 139ZM208 135V134H207ZM230 135V134H229ZM234 135V134H233ZM262 135V134H261ZM260 135V136H261ZM57 136V135H56ZM105 136V135H104ZM107 136H109V135H107ZM120 136V135H119ZM118 136V137H119ZM123 136V135H122ZM125 136V135H124ZM130 136H131V134H130ZM137 136V135H136ZM147 136V135H146ZM240 136H241V134H240ZM247 136V135H246ZM250 136H252V135H250ZM78 137V136H77ZM99 137H100V135H99ZM103 137V136H102ZM102 137H100V138H102ZM111 137H112V135H111ZM142 137V136H141ZM203 137V136H202ZM262 137V136H261ZM110 138V137H109ZM120 138H121V136H120ZM124 138V137H123ZM143 138V137H142ZM252 138V137H251ZM255 138H256V136H255ZM259 138V137H258ZM0 139H1V137H0ZM38 139H42V140H44L45 141V143L44 142H41L42 144H39V145H37V144H35V140H38ZM68 139V138H67ZM77 139V138H76ZM75 139V140H76ZM139 139V138H138ZM150 139V138H149ZM205 139V138H204ZM70 140V139H69ZM103 140V139H102ZM101 140V141H102ZM113 140V139H112ZM119 140V139H118ZM121 140V139H120ZM131 140V139H130ZM133 140V139H132ZM137 140V139H136ZM135 140V141H136ZM145 140V139H144ZM200 140V139H199ZM18 141V142H19ZM60 141V140H59ZM80 141V140H79ZM100 141V142H101ZM105 141V140H104ZM109 141V140H108ZM214 141V140H213ZM225 141V140H224ZM223 141V142H224ZM67 142V141H66ZM97 142H99V140L97 141ZM96 142V143H97ZM120 142V141H119ZM118 142V143H119ZM127 142V141H126ZM139 142H140V140H139ZM238 142V141H237ZM236 140H234L233 141V139H232V144H235V146H236ZM6 143H8V142H6ZM5 143V144H6ZM13 143H15V142H13ZM11 144L13 147H14V144ZM28 143H30V144H28ZM73 143V142H72ZM81 142H79V144H80ZM122 143V142H121ZM121 143H119V144H121ZM125 143V142H124ZM130 144H131V142H129ZM141 143V142H140ZM191 143L192 144H194V145H200V143L196 140V142L194 141V140H192L191 141ZM208 143V142H207ZM213 143V142H212ZM217 143V142H216ZM8 144H10V143H8ZM77 144V143H76ZM99 144V143H98ZM102 144H104V142L102 143ZM109 144V143H108ZM107 143H106V148L109 146ZM114 144V143H113ZM116 144V143H115ZM126 144V143H125ZM133 144V143H132ZM137 144V143H136ZM139 144V143H138ZM204 144H205V142H204ZM252 144V143H251ZM259 144V143H258ZM18 145V144H17ZM21 145V144H20ZM48 145V144H47ZM81 145V144H80ZM95 145V144H94ZM117 145V144H116ZM135 144H133V146H134ZM224 145H226V144H224ZM260 145V144H259ZM10 146V145H9ZM51 146V145H50ZM58 146V145H57ZM77 146H78V144H77ZM86 146H88V145H86ZM101 146V145H100ZM118 146V145H117ZM116 146V147H117ZM245 146V145H244ZM243 146V147H244ZM249 146V145H248ZM3 147V149H4V147H6V146H2ZM2 147H0V148H2ZM13 147H12V149H13ZM15 147H17L16 146V144H15ZM20 147V146H19ZM70 147V146H69ZM85 147V146H84ZM90 147H94L93 145L92 146H90ZM104 147V146H103ZM115 147V148H116ZM237 147L239 148V142H238V145H237ZM246 147V146H245ZM250 147V146H249ZM58 147H57V149H59ZM80 148V147H79ZM81 148H83L82 146H81ZM97 148H98V146H97ZM105 148V147H104ZM118 148V147H117ZM120 148V147H119ZM128 148V147H127ZM126 148V149H127ZM133 148V147H132ZM135 148H136V145H135ZM231 148V147H230ZM263 148H264V146H263ZM9 149V148H8ZM12 149H11V152H12ZM89 149V148H88ZM114 149V148H113ZM121 149V148H120ZM125 149V150H126ZM134 149V148H133ZM255 149V148H254ZM5 150V149H4ZM76 150L78 151V147H76ZM76 150H72L71 148H70V151H71V154H72V156L73 157H75V155L77 154V151ZM110 150V149H109ZM114 150H116V149H114ZM113 150V151H114ZM123 150H124V148H123ZM128 150H130V149H128ZM136 150V149H135ZM140 150H141V148H140ZM143 150V149H142ZM224 150V149H223ZM239 150V149H238ZM240 150H242V148L240 149ZM261 150V149H260ZM264 149H262V151H263ZM15 151V150H14ZM65 151H67V153L65 152ZM116 151H120V150H116ZM138 151V150H137ZM243 151H244V153H245V151H246V153H249V152H247V149H243ZM1 152V151H0ZM3 152V151H2ZM5 152V151H4ZM17 152V151H16ZM96 152V151H95ZM98 152V151H97ZM125 152V151H124ZM140 153H141V151H139ZM198 152H199V154H200V156L202 155V151L201 150H198ZM6 153V152H5ZM101 153V152H100ZM119 153V152H118ZM242 153V152H241ZM245 153V154H246ZM263 153H264V151H263ZM1 154H3V153H1ZM0 154V155H1ZM8 154V153H7ZM9 154H11L12 155V153H9ZM58 154H59V152H58ZM70 154V153H69ZM103 154H105V153H103ZM107 154V153H106ZM139 154V153H138ZM155 155V157L154 158H152L151 159V157H152V155ZM244 154V156L246 157V155ZM5 155V154H4ZM123 155V154H122ZM131 155V154H130ZM241 155H243V154H241ZM240 155V156H241ZM72 156H70L71 158H72ZM110 156H111V154H110ZM124 156V155H123ZM138 156V155H137ZM4 157V156H3ZM9 157V156H8ZM14 157H15V155H14ZM98 160H101V161H98L99 162V164L100 165H103V167L104 168H106V164H107V161L106 160H104V158H102V156L101 155H98V156H95ZM113 157V156H112ZM247 157H248V155H247ZM10 158H12V157H10ZM262 158V157H261ZM1 159V158H0ZM130 159V158H129ZM110 160H113V159H110ZM109 160V161H110ZM115 160V159H114ZM126 160H128V159H126ZM243 160H245V158L243 159ZM251 160H254V161H257L258 160V157L257 158H248L247 159V161L249 162V163H253ZM4 161H6V160H4ZM8 161H10V160H8ZM72 161L74 162V160L72 159ZM119 161V160H118ZM122 161V160H121ZM241 161V160H240ZM124 162V161H123ZM129 162V163H130ZM263 162V161H262ZM14 163V162H13ZM261 163V162H260ZM264 163V162H263ZM78 164V163H77ZM126 164V163H125ZM241 164V163H240ZM5 165V164H4ZM87 165V164H86ZM120 165V164H119ZM129 165V164H128ZM250 165V164H249ZM260 165V164H259ZM66 166V167H65ZM107 166H108V164H107ZM115 166V165H114ZM254 166V165H253ZM71 167V166H70ZM76 167H79V166H76ZM75 167V168H76ZM102 167V168H103ZM250 167V166H249ZM249 167H246V168H249ZM256 167V166H255ZM254 167V168H255ZM261 167V166H260ZM263 167V166H262ZM27 168H28V170H27ZM84 168V167H83ZM115 168V167H114ZM242 168V167H241ZM5 169V168H4ZM240 169V168H239ZM250 169V168H249ZM22 170V171H21ZM255 170V169H254ZM7 171V170H6ZM247 171H248V169H247ZM2 172V171H1ZM4 172V171H3ZM69 172V171H68ZM86 172H88V173H86ZM92 172V171H91ZM108 172V171H107ZM113 172V171H112ZM131 172V171H130ZM251 172H252V170H251ZM250 172V173H251ZM47 173V174H48ZM53 173V172H52ZM4 174V173H3ZM14 174H16V173H14ZM19 174H17V175H19ZM34 174V175H33ZM117 174H118V172H117ZM124 174H126V173H124ZM131 174V173H130ZM36 175V176H37ZM70 175V174H69ZM84 178H80V179H78V180H76V182H75V184H78V189H77V191L74 193V190L72 189L71 190V192L69 193L68 191H66L67 192V194L65 193H60V195H59V197H63L64 199H66V197H67V195H69L70 197H72V199H71V201H70V203H69V205H68V210H69V214L70 213H72V212H75L76 211V206L77 205H79V204H81V202H82V200H85L84 201V203L87 205V206H89V205H91V204H89V203H91V202H94V201H91V202H87L89 199L91 200H93L94 198H95V195H101L102 193H103V188L102 187H100L99 185L100 184H98V183H96V182H94L93 180H91V178L89 177L90 175H91V173L89 174V170H87V171H85L84 172ZM126 175H129V174H126ZM253 175V174H252ZM256 175V174H255ZM36 176H34V177H36ZM124 176V175H123ZM130 176V175H129ZM236 176V175H235ZM30 177V176H29ZM29 177H27V178H29ZM69 177H71V176H69ZM117 177H118V175H117ZM223 177H225V176H223ZM51 178V177H50ZM228 179H229V177H227ZM230 179H231V177H230ZM238 179V178H237ZM29 180V179H28ZM32 180V179H31ZM34 180V179H33ZM39 180V179H38ZM47 180V179H46ZM71 180V179H70ZM113 180H114V182L116 183V184H120L119 183V181L118 180H120V179H115V178H113ZM69 181V180H68ZM31 182V181H30ZM56 182V181H55ZM58 182V181H57ZM126 182V181H125ZM238 183V182H237ZM30 184V183H29ZM50 184V183H49ZM55 184V183H54ZM69 184V183H68ZM71 184H73V183H71ZM17 185V184H16ZM25 185H27V184H25ZM57 185V184H56ZM59 185V184H58ZM57 185V186H58ZM62 185V184H61ZM60 185V186H61ZM101 185H102V183H101ZM125 185V184H124ZM53 186V185H52ZM55 186V185H54ZM59 186V187H60ZM65 186V185H64ZM122 186H123V184H122ZM56 187V186H55ZM229 187V186H228ZM4 188V187H3ZM124 188L125 187H123V190H124ZM125 189V190H126ZM10 190V189H9ZM160 190H162V191H160ZM1 191H2V189H1ZM220 191V190H219ZM105 192H106V190H105ZM108 192V191H107ZM124 192V191H123ZM1 193V192H0ZM56 193V192H55ZM121 193H122V191H121ZM120 193V194H121ZM2 194V193H1ZM118 194V193H117ZM124 194V193H123ZM115 195V194H114ZM151 195V194H150ZM149 195V196H150ZM163 195V194H162ZM162 195H160V196H162ZM168 195V194H167ZM213 195V196H212ZM112 196V195H111ZM125 196V195H124ZM130 196V195H129ZM212 196V197H211ZM115 197V196H114ZM123 197V196H122ZM126 197V196H125ZM162 197H164V196H162ZM168 197V196H167ZM128 198V197H127ZM166 198V197H165ZM192 198H194V199H192ZM230 198V197H229ZM242 198V197H241ZM102 199V198H101ZM143 199V198H142ZM149 199V198H148ZM163 200H164V198H163ZM167 200V199H166ZM233 200V199H232ZM231 200V201H232ZM236 200V199H235ZM127 201V200H126ZM144 201V200H143ZM147 201H149L150 202V199L149 200H147ZM146 201V202H147ZM247 201V200H246ZM115 202V201H114ZM118 202V201H117ZM131 202V201H130ZM137 202V201H136ZM139 202H140V200H139ZM242 202V201H241ZM101 203H104L105 205L107 204V201H102ZM135 203V202H134ZM228 203V202H227ZM230 203V202H229ZM228 203V204H229ZM234 203H236V202H234ZM234 203H233V205H234ZM82 204H83V202H82ZM117 204V203H116ZM124 204V203H123ZM146 204H148V203H146ZM150 204V203H149ZM231 204V203H230ZM119 205V203L117 204V206ZM224 205V204H223ZM126 206V205H125ZM139 206V205H138ZM148 206V205H147ZM208 206V205H207ZM222 206V205H221ZM220 206V207H221ZM225 206V205H224ZM224 206H222L223 208H224ZM56 207V206H55ZM67 207V206H66ZM124 207V206H123ZM129 207V206H128ZM226 207V206H225ZM234 207V206H233ZM138 208H140V207H138ZM93 210H95L94 209V207L92 208ZM120 209H121V206H120ZM126 209V208H125ZM129 209V208H128ZM161 209V208H160ZM160 209L158 210V211H160ZM261 209H264V207H261ZM63 210V209H62ZM68 210H66V211H68ZM115 210V209H114ZM113 210V211H114ZM117 210H118V208H116V210H115V213L117 212ZM136 210V209H135ZM137 210H139V209H137ZM166 210V209H165ZM221 211H222V209H220ZM226 210V209H225ZM122 211V210H121ZM128 212H129V210H127ZM141 211V210H140ZM167 211H168V209H167ZM219 211V210H218ZM56 212H58V211H56ZM127 212V214H129ZM142 212V211H141ZM260 212V211H259ZM53 213H55V212H53ZM60 213H62V212H58L56 215L58 216L59 215V217L58 218H61L62 217V214H60ZM114 213V214H115ZM52 214V213H51ZM111 214H113V212L111 213ZM132 214V213H131ZM137 214V213H136ZM146 214V213H145ZM160 214V213H159ZM164 214H166L165 213V211H164ZM196 214V213H195ZM218 214V213H217ZM244 214V213H243ZM254 214V215H253ZM252 215H253V224L251 225L252 226V228H253V230H254V234L257 236V237H260V239H264V225H263V223H262V221H261V219L262 218H264V212H260V213H258V215H256L255 213H253ZM48 215V214H47ZM68 215V214H67ZM123 215V213H121V215L119 216V218L121 217ZM163 215V214H162ZM167 215V214H166ZM166 215H164L165 217H166ZM250 215H251V213H250ZM135 216V215H134ZM140 216V215H139ZM207 216V215H206ZM208 216H210V215H208ZM65 217V216H64ZM144 217V216H143ZM142 217V218H143ZM152 217H155V216H152ZM156 217H158V216H156ZM68 218H69V216H68ZM110 218V217H109ZM138 218V217H137ZM150 218V217H149ZM207 218V217H206ZM251 218V217H250ZM158 219V218H157ZM59 220V219H58ZM129 220V217H128V219H125V222H127ZM137 220V219H136ZM145 220V219H144ZM167 220V219H166ZM205 220V219H204ZM115 221V224H118L120 221L119 220H114ZM165 221V220H164ZM173 222V221H172ZM175 222V221H174ZM188 222V221H187ZM250 222H252V221H250ZM166 223V222H165ZM176 223V222H175ZM180 223V222H179ZM143 224V223H142ZM147 224V223H146ZM157 224H159L158 223V221H157ZM156 224V225H157ZM162 224V223H161ZM169 224V223H168ZM172 224V223H171ZM193 224V223H192ZM175 225V224H174ZM245 225V224H244ZM149 226H150V224H149ZM155 226V225H154ZM163 226H167V225H164V224H162V227ZM173 226V225H172ZM156 227V226H155ZM150 228V227H149ZM174 228H175V226H174ZM158 229V228H157ZM159 229H161V228H159ZM164 230V229H163ZM165 231V230H164ZM117 232H119V231H117ZM159 232H160V230H159ZM120 233V232H119ZM122 233V232H121ZM184 234V233H183ZM162 235V234H161ZM160 235V236H161ZM159 236V235H158ZM163 236V235H162ZM253 236V235H252ZM250 237V236H249ZM162 238V237H161ZM187 239V238H186ZM257 239V238H256ZM253 241H254V239H253ZM264 242V241H263ZM263 242H261L262 243V245H263ZM191 244V242L189 241V245ZM193 245V244H192ZM191 245V246H192ZM249 245V244H248ZM198 246V245H197ZM244 246V245H243ZM256 246V245H255ZM208 247V246H207ZM193 248V249H192ZM192 248H190V249H192L193 250V252L196 250V251H198V252H209L210 250H206L205 248H201V249H197V248H195V247H192ZM233 248V247H232ZM261 248V250H264V246H261L260 247ZM260 248H259V250H260ZM210 249H213L212 247L210 248ZM221 249H223V248H221ZM156 251V250H155ZM213 250H211V252H212ZM227 251V250H226ZM192 252V253H193ZM202 252V253H203ZM222 252V251H221ZM12 253V252H11ZM212 253H214V252H212ZM226 254V253H225ZM224 254V255H225ZM233 255V254H232ZM236 256V255H235ZM262 256V255H261ZM233 257V256H232ZM247 257V256H246ZM226 258V257H225ZM234 258V257H233ZM240 259V258H239ZM238 259V260H239ZM242 260H244L243 258H241ZM1 260V259H0ZM7 260V259H6ZM220 260H222V258L220 259ZM229 260V259H228ZM235 260V259H234ZM235 261H237V260H235ZM234 261V262H235ZM247 262L245 263V264H264V257H260V256H254L253 258H252V256L251 257H249V259H247L246 260ZM1 262V261H0ZM220 262V261H219ZM225 262V261H224ZM228 262H230V261H228ZM4 263L5 264H10V262L9 261H4ZM223 263V262H222ZM231 263V262H230ZM236 263V262H235ZM242 263V262H241ZM244 263V262H243ZM0 264H3V262H1Z\"/></svg>",
	"mask_w": 264,
	"mask_h": 264
}]
</instances>
